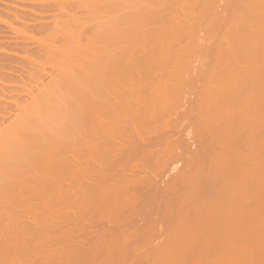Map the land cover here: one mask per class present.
I'll return each mask as SVG.
<instances>
[{"label":"rangeland","instance_id":"374dc122","mask_svg":"<svg viewBox=\"0 0 264 264\" xmlns=\"http://www.w3.org/2000/svg\"><path fill=\"white\" fill-rule=\"evenodd\" d=\"M81 1V0H79ZM78 0H0V20L2 21H8L9 24L11 25H14L12 30L10 28H8V25L5 24V23H2L0 22V48H1V51L2 53H0V57H2V60H1V63L3 64V66L5 67V71L7 73V75H9V78H7L9 81L8 82H4L3 84L0 83V97H2L0 99V146H3V144H5L4 141H7V136H10L13 134V132L15 131H18L16 133H20L22 130L23 132L26 130V128L28 127L29 130L25 131L24 134L26 133H34V135H36V131L42 129V127L40 126L39 123H41L43 121V116L44 114L42 115H39V118L37 120V122H35L36 124H34V119L31 121L35 126L38 124V130L35 129V127H33L34 125H32V128L30 127L31 125L29 123H31L29 120H31L33 117L37 116L38 114H35L33 115L34 113H39L41 114V111L40 109H43L42 108H38L40 107L39 105V102H41V104L44 102V97H41V93H43V95H45L44 93L46 91H44L45 89H48L50 90V92L53 94V96H57L56 93H53L51 90H53L54 87H52L54 84L56 85V88L58 89V84H60V82L58 83V79L61 80L60 78V75L62 76V72H60V68H61V64H59L60 62V59H63V58H58L57 56H54L53 54H56V53H59L60 54V51H56V50H60L61 47H67V44L70 45L71 43L73 44L77 42L78 43V50L77 48L75 49V52L79 53L80 51V55H85V54H89V53H86L88 50V52H90L92 50V48L94 49V47H97L100 46L101 44H104V42L106 40H104V42L102 40H99L100 41V45L95 42V46L93 47V41L95 39V37L97 38V34L98 32L96 33L95 31L98 29L100 31V26L99 28H97V25L99 24V22L101 23L103 21V19H106L107 17L106 16H109L108 15V12L105 13V9L106 8H109L108 7H104L103 3L106 2V6L109 5L107 2H109L110 0H97V2H94V3H91L92 1H87L88 3H91L94 4L96 6L99 5V1L103 2L102 4L100 3V5H103L102 6V9L101 10V6H98L100 8H96L97 9H100L98 10V17L99 18H96L95 20L92 18H94L96 15H97V12H96V8L93 10H95L96 14H94L95 12L89 7L90 4H89V8L88 10L90 11H93V12H90L87 10V4L85 3L84 4V8H82L81 5L80 8L77 4V2L79 3ZM83 1V2H85ZM96 1V0H94ZM105 1V2H104ZM114 1V0H113ZM179 1H181V4H178L180 3ZM193 1V0H191ZM218 1V2H217ZM216 2L218 4L215 3V1H211L210 0H205V3L209 2V8H212L209 10V8H205V7H208L205 6L204 4V1L203 0H198L196 2L195 0V3L197 5H195L194 1V5L192 6L191 5V2L190 0H172V3L171 0H169V4L171 5V7L169 8L168 5H164V6H161V4H159L157 6V9H156V12L158 14H161V17L164 18L165 20L162 21L161 20V17L159 15L158 18H159V22L158 24H150L148 25L147 27V35L149 38L148 40L147 39H144L146 42H142L136 46H133L131 44H124V43H121V44H124V47L118 45V47L120 46V48L116 47L115 43L113 42H108L106 41L108 44V47L104 46H100L104 52H107L108 48L111 47V44H114L112 45V47L116 48L114 50L113 48V52L112 54H118V49L120 51L125 50V48L128 50L127 52V56L126 58L124 59L125 62H127V66L125 67H122L123 70L124 68H126L125 70V73H121L120 70L118 71L115 67V65L117 63V61H111L112 63H110V66H109V63H108V66L111 68L109 69V71H118L119 73H121V75H118V72H115L114 75L112 72H109V73H112L111 75L114 76L113 77V80L117 81L116 83H114L115 81L112 80V83L110 80H108L109 83L112 84V87H116V89L114 88V90L112 89L111 87V84L109 85V87H111V90L112 91V94H110L107 90H105V92L103 91V94L107 93L106 96L103 95V94H100L99 95V98H106L107 99H103L101 98L102 102H104L102 104V106L106 105V107H108L110 111L111 109L114 110L117 114V116H115V112L112 110L110 112H108L109 114H113L111 116H104L103 118H101V123H103L102 121H104V123L106 124V126L108 128H105V124L103 123V128H99V114H98V123L96 124H93L94 127H90V129H93V130H89L91 132V135H89V132L86 133L85 132H82L84 133L83 135H81V137L83 138L84 137H87L84 138V140L79 136L75 138V141L77 144H72L69 145V147H74L72 148L73 150H71V153L70 151L67 153H65L66 150L68 149L67 148H62L63 150H60L62 151V154L64 153L65 154V157H67L65 159V157L61 154V152H59L60 154H56V156H62L64 159V161L61 159L62 162H64L62 165L64 167H66V164L68 166L69 164V161L70 164V168L73 169L71 170L70 168H68L67 170H62L63 169V166L61 167H57L56 168V164L54 166L55 171H53V173L51 172L52 170L50 169L53 168L52 165H50L49 167V170H47V168H44L46 169L48 172H44V169L41 172H38V171H34L35 173L33 174V172H27V174L22 178H20V180H18L19 178L18 177H14V176H11L12 178H14L16 180V182H18L19 184H23V181H27V185H29L31 183V187L25 185L27 188L29 187V191H27V188H25V186L22 188L19 186V190L21 188V190L19 191V193L16 194L13 193L14 192H18V188L14 190L13 188V191L10 192L9 194L11 195L10 198L13 200H8L7 203H3V205H0V253L2 251V253L0 254V264H47L46 261L48 262V264H150V262L152 264H164V261H165V264H174L173 263V259L175 261L176 264H264V202L262 200H264V117H262V114L261 116H253V114L255 115V113L257 114L258 112L253 111V114L250 112L249 108V112L252 114V116H250L251 114H249V116H246L247 114V110H245V108L242 109V107L239 105L240 103H237L236 102H233L235 101V99L232 101L233 103H236V104H232L230 103L231 101L229 99H233L232 96H228L229 94L226 95L227 92L229 91H224L226 93H223V94H219V86H220V83H221V87L223 86L224 88V85H222L223 83L225 84L226 81V77L225 79L222 78V80H220V77H219V74L221 75V72L218 74L219 71H221L222 69L223 70H229V66L227 65V62L228 60H231L230 56L232 55H235V50L237 51V49H241V47L243 48V43L246 44V40L247 38L244 40L242 39V36H246L247 37L249 36L250 39H253L254 40V44L255 45H251L252 46H255V47H260L258 49H256V54H261L264 52V47H261L260 45L258 46L259 44V41L260 39L256 38L255 39V36L258 34L259 32V35H263V34H260V31H263L264 29V24L259 22V24H256L255 22H257L258 18H256L255 22H251L248 21L247 17H248V12L252 10V6H248V10L246 12V4L245 2H242V1H246V0H240L241 3H240V9H242L243 11H241V13L244 15H241L240 13V10L239 12H237L239 14L240 17H246V21L245 22H248V23H245V22H240L239 21V18L238 19V22L237 20L234 18L236 17V14L234 16V14H232L231 12L227 11L229 10L228 9V4L226 5V3H229L228 0H223L224 2H221V0H217ZM239 1V0H237ZM253 2H255L256 4V7L255 5L253 7L257 8V5L260 6L258 7L259 9L261 8L262 4L264 3V0H263V3L261 5L257 4L259 3L260 0H252ZM252 1L249 2V0L246 1V3L249 2V4L251 3L252 4ZM262 1V0H261ZM260 1V3H261ZM48 2V3H47ZM62 2V3H61ZM117 2V0L115 1ZM202 2V3H201ZM96 3V4H95ZM110 3V7L112 5L111 1L109 2ZM200 3V4H199ZM215 3V4H214ZM220 3V4H219ZM48 4V6H47ZM60 4V5H59ZM80 4V3H79ZM118 4V3H117ZM116 4V5H117ZM204 4V5H203ZM211 4V5H210ZM243 4L244 7H243ZM250 4V5H251ZM7 5V6H6ZM23 5V6H22ZM31 5V6H30ZM73 5V6H72ZM52 6V7H51ZM168 6V7H167ZM185 6V7H184ZM188 6V7H187ZM242 6V8H241ZM74 7V8H73ZM105 9H104V8ZM116 7V6H115ZM160 7V8H159ZM191 7V8H190ZM246 7V8H245ZM113 8V6H112ZM112 8H109L108 11H109V14H113V11L116 10V9H113ZM170 10H168V9ZM227 8V10H226ZM245 8V9H243ZM254 8V9H255ZM257 8V9H258ZM2 9V10H1ZM77 9V10H76ZM136 9V8H135ZM134 9V11H135ZM172 9L175 11V13L178 15L179 19L174 18L173 19H170L171 17V13L173 12ZM215 9V10H214ZM239 9V8H238ZM7 10V11H6ZM14 10V11H13ZM85 10V11H84ZM119 10V8L117 9ZM116 10V12H117ZM122 10V9H121ZM120 10V13H122ZM133 10V9H132ZM131 10V11H132ZM203 10H204V13H203ZM208 10V11H207ZM245 10V12H244ZM263 10V8H262ZM260 11V10H257L258 12L256 13H260L264 16V11ZM107 11V10H106ZM130 11V10H129ZM130 11V12H131ZM132 11V12H134ZM168 11V12H167ZM169 11L170 14H169ZM206 11V12H205ZM216 11V12H215ZM225 11V12H224ZM254 11V10H253ZM260 11V12H259ZM32 12V13H31ZM37 12V13H36ZM162 12V13H161ZM166 12V14L164 13ZM209 12V13H208ZM227 12V13H226ZM3 13V14H2ZM95 15H93V14ZM101 13V14H100ZM105 17L102 19L101 17L104 16ZM115 13V11H114ZM119 13V12H118ZM174 13V12H173ZM174 13V15H175ZM189 13H192L189 15ZM248 13V14H247ZM255 12H252V16H254ZM73 14V15H71ZM103 14V15H102ZM209 14H211L209 16ZM237 14V15H238ZM245 14L247 16H245ZM13 15V16H12ZM81 15V16H80ZM83 15V16H82ZM90 15H93L91 18ZM176 15V16H177ZM250 15V16H251ZM259 15V14H257ZM262 15H259L260 17H262ZM23 16V17H22ZM76 16V17H75ZM88 16V18H87ZM169 16V18H168ZM196 16V17H195ZM220 16V17H219ZM230 16V17H228ZM249 16V18H250ZM17 17V18H16ZM66 17V18H65ZM80 17L81 22L84 21V26L82 28V33H81V30H78V38H80L79 40H77V35H76V27L74 28V22L75 20H78ZM87 18V20L85 21L83 18ZM97 17V16H96ZM112 17V16H110ZM207 17V19H206ZM223 17V19H222ZM231 17L236 21V23L238 25H236L235 21L232 19L231 21L228 20L231 19ZM242 17V18H243ZM255 17V16H254ZM72 18H74L73 20H71ZM77 18V19H76ZM167 18V19H166ZM172 18V17H171ZM199 18V19H198ZM225 18V19H224ZM264 18V17H263ZM30 19V20H29ZM79 19V20H80ZM100 19H102L100 21ZM107 19H110V18H107ZM206 19V20H205ZM241 19V18H240ZM253 19V18H251ZM18 20V21H17ZM56 20V21H55ZM70 20L73 22H71L72 24H70ZM168 20L169 22L173 21L172 23L174 24L176 21L177 22V25H180L181 24V27L182 25L185 26V28L183 27L182 29V32L180 33V37H179V32H177L174 28L171 29V25L168 27ZM199 20V21H198ZM242 20V19H241ZM245 20V19H244ZM64 21V22H63ZM88 21V22H87ZM162 21V23L160 22ZM182 21V22H180ZM189 21V24L194 22L193 25H189L188 22ZM191 21V22H190ZM198 21V23H197ZM243 21V20H242ZM260 21V20H259ZM263 21V20H262ZM76 22L75 21V26H76ZM185 22V23H184ZM187 22V24L189 25H185ZM230 22H233L235 24H232ZM264 22V21H263ZM68 23L70 25H73V27H70L68 25ZM83 23V22H82ZM78 24L81 26V24ZM87 23V24H85ZM184 23V24H182ZM245 23V25H244ZM64 24V25H62ZM68 25V27L65 26ZM161 24V25H160ZM176 24V23H175ZM174 24V25H175ZM207 24V25H206ZM224 24V25H223ZM255 24V25H254ZM4 25V26H3ZM29 25V26H28ZM77 25V26H78ZM96 25V26H95ZM102 25V24H101ZM153 25V26H152ZM197 25V26H196ZM201 25V26H199ZM235 25L236 29H233L232 26ZM247 25V26H246ZM249 25V26H248ZM55 26V27H54ZM78 27L81 28V27ZM163 26H166L167 28L163 27ZM195 28H193V27ZM209 26V27H208ZM215 26H216V29H215ZM24 27V28H23ZM69 27L71 28H74L75 30L72 31V34L71 33V36H74L73 39L69 38V40L71 41V43L69 42H66L68 41V37L66 38V34L63 33V30L64 28L67 29V30H64L65 32H69V35H70V29ZM173 27V26H172ZM177 27V26H176ZM180 27V26H179ZM212 27V28H211ZM228 27V28H227ZM232 29H231V28ZM234 27V28H235ZM258 27V29H257ZM263 27V29H262ZM162 28H165L164 31H162L163 29ZM178 28V27H177ZM187 28V29H186ZM192 28V29H191ZM206 30H205V29ZM248 29L249 31L246 33H243L242 30H245V29ZM20 29V30H19ZM201 29V30H200ZM227 29H229L227 31ZM231 29V30H230ZM239 31H238V30ZM246 29V30H247ZM251 29L253 30L251 32V34H255V35H249V32L251 31ZM15 30V31H14ZM180 30V28L178 29ZM187 30V31H186ZM202 32L200 33L199 32ZM203 30V31H202ZM256 30V32L254 31ZM6 31V32H5ZM12 31V32H11ZM51 31V32H50ZM76 31V32H75ZM84 31V32H83ZM149 31V33H148ZM207 31V32H206ZM217 33H216V32ZM66 32V33H67ZM101 32V31H100ZM157 32V33H155ZM165 32V33H164ZM226 32V33H225ZM243 35L241 36L240 34ZM245 32V31H244ZM254 32V33H253ZM96 34V36H93V34ZM161 33V34H160ZM187 33V34H186ZM230 33V34H229ZM257 33V34H256ZM263 33V32H262ZM80 34V35H79ZM82 34V35H81ZM94 34V35H95ZM151 34V35H150ZM154 34V35H153ZM157 34V35H156ZM159 34V35H158ZM239 34V37L241 36V40H244L243 43L240 45V46H237L239 45V43H241L237 37L235 36V38L233 37L234 35H238ZM165 35V36H164ZM167 35V36H166ZM172 35V36H171ZM200 35V36H198ZM230 35V36H229ZM64 36V37H63ZM70 36V37H71ZM92 36H93V39H92ZM202 36V37H201ZM213 36V37H212ZM244 36V37H245ZM76 37V38H75ZM146 37V36H145ZM166 37V38H165ZM243 37V38H244ZM249 37H248V42L250 43L251 40H249ZM155 38V39H154ZM158 38V39H157ZM173 38V39H172ZM176 38V39H174ZM179 38V39H178ZM204 38V39H203ZM234 38V39H233ZM7 39V40H6ZM91 39H92V42H91ZM103 39V38H102ZM195 39V40H194ZM233 40H238L237 42H239L238 44L234 45L235 42L233 43ZM10 40V41H9ZM73 40V41H72ZM77 40V41H75ZM81 40V41H80ZM154 40V41H153ZM183 40V41H182ZM194 40V41H193ZM252 40V41H253ZM259 40V41H258ZM262 40V39H261ZM62 41V42H61ZM88 41V42H87ZM95 41H97L95 39ZM97 41V42H98ZM151 41V42H150ZM168 41V42H167ZM171 41V42H170ZM220 41V42H219ZM228 41V42H227ZM264 41V39H263ZM82 42V43H81ZM87 42V43H86ZM173 42V43H172ZM181 42V43H180ZM196 42V43H195ZM247 42L248 45H250L249 43ZM2 43V44H1ZM53 43V44H52ZM76 43V44H77ZM86 43V44H85ZM90 43H92V45H90ZM146 43V44H145ZM159 43V45H158ZM172 43V44H171ZM216 43V44H215ZM231 43V44H230ZM233 43V44H232ZM258 43V44H257ZM261 43V42H260ZM11 44V45H10ZM66 44V45H65ZM71 44V46H72ZM75 44V45H76ZM109 44H110V47H109ZM152 44V45H150ZM175 44V45H174ZM186 44V45H185ZM202 44V45H201ZM229 44V45H228ZM244 44V45H245ZM264 44V43H262ZM18 45V46H17ZM51 45V46H50ZM60 45V46H59ZM74 45V46H75ZM81 45V46H80ZM84 45V47H83ZM89 45V46H88ZM97 45V46H96ZM106 45V43L104 44ZM125 45H127L128 47H126ZM146 45V46H145ZM213 45V46H212ZM235 46V47H239V48H236L233 52V47L232 46ZM247 47H251V46H248ZM44 46V47H43ZM59 46V47H58ZM70 46V47H71ZM72 46V48L74 47ZM76 46V47H77ZM86 46H88L89 48H87ZM145 46V47H144ZM155 46V47H154ZM230 46V47H229ZM246 46V45H245ZM264 46V45H263ZM5 47V48H4ZM15 47V48H14ZM68 46V49L67 51H71L72 52V48H70ZM87 48L86 50L82 51L81 52V49L82 48ZM111 47V48H112ZM163 47V48H162ZM166 47V48H165ZM221 47V48H220ZM8 48V49H7ZM75 48V47H74ZM73 48V49H74ZM81 48V49H80ZM94 51H96V49ZM107 48V50H105ZM110 48V49H111ZM135 48V49H134ZM142 48V49H141ZM147 48V49H146ZM172 48V49H171ZM177 48V49H176ZM185 48V49H184ZM217 48V49H216ZM261 48L263 49V52H261ZM66 49V48H65ZM80 49V50H79ZM140 49V50H139ZM152 49V50H151ZM160 49V50H159ZM179 49V50H178ZM213 49V50H212ZM227 49V50H226ZM250 50V48H248ZM253 49V50H255ZM46 50H48L47 54H46ZM64 51V48L61 49ZM99 48L97 49L96 52H98L96 54V52L94 51H91L92 54L94 55L95 54V57L96 56H100L99 57H96V59H94L95 61L98 62H101V53ZM123 50V51H124ZM134 50V51H133ZM154 50V52H153ZM175 50V51H174ZM185 50V51H184ZM196 50V51H195ZM242 50V49H241ZM252 50V48H251ZM251 50H250V53H251ZM6 51V53H4ZM8 51V52H7ZM35 51V52H33ZM67 51L65 50L64 52L62 53H65L64 55L65 56H68L67 54ZM118 53H117V52ZM26 52V53H25ZM54 52V53H53ZM85 52V53H84ZM100 52V53H99ZM135 52V53H134ZM142 52V54H140ZM224 52V53H223ZM230 52V53H229ZM240 55H241V52L240 51H237ZM236 52V54H238ZM243 52V51H242ZM45 53V54H44ZM69 53V57H73V54L70 55V52ZM75 53V54H76ZM82 53V54H81ZM130 53V54H129ZM134 53V54H133ZM143 53H144V56H143ZM161 53V55H160ZM194 53V54H193ZM229 53V54H228ZM253 53V51H252ZM59 54H56V55H59ZM77 54V55H79ZM140 54V55H139ZM147 54V55H146ZM212 54V55H211ZM225 54L228 56H225ZM28 55V56H27ZM62 54L59 55V57L61 56ZM76 55V57H77ZM146 55V56H145ZM179 55V56H178ZM197 55V56H196ZM218 55V56H217ZM250 55V54H249ZM264 55V54H263ZM8 56V57H7ZM48 56V57H47ZM63 56V55H62ZM61 56V57H62ZM65 56H63L65 58ZM138 56L140 57H143V58H139ZM161 56V57H160ZM164 56V58L162 57ZM237 56V55H235ZM234 56V57H235ZM254 56V54H253ZM252 56V57H253ZM258 56V55H256ZM253 57L254 59L256 58ZM262 56V55H261ZM57 57V58H55ZM68 57V58H69ZM70 57V59H71ZM133 57V58H132ZM138 57V58H137ZM151 57V58H150ZM158 57V58H157ZM177 57V58H176ZM200 57V58H199ZM242 57V55L240 56V58ZM244 57V56H243ZM251 57V56H249ZM248 57V58H249ZM260 57V56H259ZM263 57V56H262ZM26 58V59H25ZM30 59V62L27 61V59ZM34 60H33V59ZM39 58V59H38ZM49 58V59H48ZM81 57L79 56V58L77 57L76 58H72L71 60L74 61V60H79ZM134 58H137L136 60ZM194 58V59H193ZM215 58V59H214ZM223 58V59H222ZM230 58V59H229ZM239 57H237V60H238ZM246 58V59H248ZM252 58V59H253ZM264 58V57H263ZM262 58V59H263ZM15 59V61H14ZM28 59V60H29ZM59 60V62H57V60ZM133 59V60H132ZM144 59V60H143ZM150 59V60H149ZM186 59V60H185ZM261 59V58H260ZM259 59V61H260ZM141 60V61H140ZM154 60V61H153ZM172 60V61H171ZM194 60V61H193ZM206 60V61H205ZM223 60V61H222ZM242 60V59H241ZM251 60V59H250ZM258 60V59H257ZM256 60V61H257ZM264 60V59H263ZM11 61V62H10ZM45 61V62H44ZM57 63H56V62ZM64 61V59H63ZM62 61V63H63ZM70 61V60H69ZM124 61H123V64H124ZM147 61V62H146ZM162 61V62H161ZM165 61V62H164ZM199 61V62H198ZM233 61V59H232ZM231 61V64L230 66L233 64H235L236 62H232ZM240 61V60H239ZM247 60H244V62L246 63ZM256 61H251L252 63L248 65H252L254 66L253 69L256 68ZM262 61V60H261ZM260 61V62H261ZM4 62V63H3ZM29 62V63H28ZM65 62H68L67 60H65ZM83 65L85 66V68L87 69V67L89 66V63L85 60H83ZM103 61L102 60V64H103ZM115 64H114V63ZM139 64H138V63ZM158 62V63H157ZM170 62V63H169ZM177 62V63H175ZM209 62V63H208ZM212 62V63H211ZM222 62V63H221ZM243 62V60H242ZM243 62V63H244ZM255 62V63H254ZM264 62V61H263ZM61 63V62H60ZM69 63V62H68ZM88 63V64H86ZM230 63V62H229ZM233 63V64H232ZM243 63L241 62H237L235 65H238L237 67H233V71H235L234 69L235 68H238V69H241V70H237L236 74H234L232 80H229L231 84H233V80H235L236 78H238V76L236 77V75L238 74V72H241L243 73L244 70H242V68H245L243 66ZM43 64V65H42ZM100 64V63H99ZM113 66H112V65ZM130 64V65H129ZM134 64V66H133ZM155 64V65H154ZM165 64V65H164ZM178 64L180 66H178ZM243 66H242V65ZM257 64H259L257 62ZM262 64V63H261ZM31 65L33 67H31ZM67 65V63L65 64ZM63 64V66H65ZM160 65V66H159ZM168 65V67H167ZM228 69H227V67ZM60 66V67H59ZM68 66V65H67ZM70 66V65H69ZM83 66V67H84ZM115 66V67H114ZM129 66V67H128ZM145 66V67H144ZM148 66V67H147ZM154 66V67H153ZM164 66V67H163ZM174 66V67H173ZM184 66V67H183ZM242 66V68H241ZM264 66V64H263ZM108 67V68H109ZM114 67V68H113ZM218 67V68H216ZM247 67V65H246ZM258 68H260L259 66H257ZM63 68V67H62ZM121 67H118V69H120ZM121 68V71L124 72ZM131 68V69H130ZM141 68V69H140ZM190 68V69H189ZM225 68V69H224ZM249 68V67H248ZM246 68L247 70H251L250 68L248 69ZM257 68V69H258ZM145 69V70H143ZM181 69V70H180ZM213 69V71H212ZM231 69V68H230ZM63 70V69H62ZM134 70V71H133ZM159 70V71H158ZM171 70V71H170ZM176 70V71H175ZM180 70V71H179ZM187 70V71H186ZM217 70V71H216ZM245 70V72L247 71ZM113 71V72H114ZM153 71V72H152ZM36 72V73H35ZM131 72V73H130ZM181 72V73H180ZM185 72V73H184ZM208 72L211 73L210 77L211 78L209 79V81L206 79V78H209L208 76L206 75H209ZM215 72V73H214ZM250 72H256L258 73V71H250ZM9 73V74H8ZM29 73V74H28ZM145 73V74H144ZM217 73V74H216ZM225 73V72H224ZM228 72H226L227 74ZM234 73V72H232ZM239 73V74H241ZM248 73V72H246ZM262 73L264 72H259V75H261V77H259L260 79L262 78ZM21 74V75H20ZM31 74V75H30ZM54 76H53V75ZM59 74V75H58ZM91 74V73H90ZM141 74V75H140ZM182 74V75H181ZM194 74V75H193ZM222 74H223V71H222ZM225 74V75H226ZM231 74V73H230ZM245 74V73H244ZM249 74V73H248ZM255 74V73H254ZM42 75V76H41ZM110 75V76H111ZM218 76V78L216 76ZM224 75V76H225ZM243 75V74H242ZM257 75V78L258 76ZM109 76V77H110ZM117 76V77H116ZM121 76V77H120ZM123 76V77H122ZM164 76V77H163ZM186 76V77H185ZM206 76V78H205ZM229 76V75H228ZM245 76V75H243ZM242 76V77H243ZM41 77V78H40ZM63 77V76H62ZM185 77V78H184ZM223 77V76H222ZM236 77V78H235ZM241 77V78H242ZM249 78L250 79V82H251V78H252V75L251 77L248 75L246 76V78ZM256 77V75H255ZM55 78V79H54ZM115 78V79H114ZM131 78V79H130ZM181 78V79H180ZM228 78V77H227ZM230 78V76H229ZM244 78V77H243ZM12 79V80H11ZM53 79V80H52ZM111 79V78H109ZM144 79V80H143ZM203 79L205 81V83L207 84L208 83V87L204 86L202 88V85H203ZM206 79V80H205ZM249 79H247L246 81H249ZM259 79V81L257 82H260L261 80ZM264 79V77L262 78V80ZM51 80V81H50ZM106 80V79H105ZM126 80V81H125ZM147 80V81H146ZM170 80V81H169ZM211 82L214 80L215 82H213L210 86L209 82ZM240 80V79H239ZM238 80V81H239ZM256 80V78L254 79ZM253 80V81H254ZM13 81V82H12ZM107 81V80H106ZM105 81V82H106ZM119 81V82H118ZM144 81V83H143ZM203 81V82H202ZM208 81V82H207ZM221 81V82H220ZM228 81V82H229ZM242 80H240L241 82ZM245 81V79L243 80ZM244 82L243 84L241 83V86H238V88L240 87V92L238 91V96H244L246 97V91H252V88L250 87L248 89V82ZM11 82V83H10ZM62 82V80H61ZM107 82V84H109ZM135 82V83H134ZM146 82V84H145ZM180 82V83H179ZM182 82V83H181ZM210 82V83H211ZM264 82V81H263ZM263 82L261 81L262 85ZM113 83L115 85H113ZM128 83V85H127ZM106 84V85H107ZM117 84V85H116ZM142 84V85H141ZM148 84V85H147ZM240 83H237V85H239ZM48 87H46V86ZM54 85V86H55ZM123 85V86H122ZM227 87L228 83L225 84ZM52 87V88H49V87ZM120 86V87H118ZM153 86V87H152ZM172 86V87H171ZM210 86V88H209ZM246 88H245V87ZM259 86V85H258ZM261 86V84H260ZM2 87V88H1ZM123 87V88H122ZM140 87V88H139ZM144 87V88H143ZM148 87V88H147ZM152 89H151V88ZM215 87V88H214ZM230 87V86H229ZM263 87V86H262ZM54 88V89H56ZM208 88L206 91L205 89ZM214 90H213V89ZM231 88V87H230ZM230 88L227 90H230ZM237 88V89H238ZM258 88V87H257ZM256 88V89H257ZM141 89V90H140ZM161 89V90H160ZM216 89V90H215ZM218 89V90H217ZM247 89V90H245ZM259 89L261 90V87L258 88V91ZM263 89V88H262ZM47 90V92H48ZM110 90V91H111ZM127 90V91H126ZM140 90V91H139ZM144 90V91H143ZM222 90H226V89H222ZM221 90V91H222ZM39 91V92H38ZM59 91V90H58ZM116 93H115V92ZM136 91V92H135ZM148 91V92H147ZM152 91V92H151ZM179 91V92H178ZM217 91V92H216ZM257 91V90H256ZM255 91V92H256ZM257 91V93H258ZM264 91V90H262ZM46 92L47 94V97H51L50 96V92L49 94ZM133 92V94H132ZM163 92H165L163 94ZM168 92V93H167ZM172 92V93H171ZM4 95H3V94ZM124 93V94H123ZM135 93V94H134ZM147 93V94H146ZM158 93V94H157ZM223 96V98L225 100H228L229 103L228 105L229 106H232V108H234L237 111V107L238 105L240 106V108L238 109L239 111H242V115L241 113L238 115H241L243 116V118H241V116H239L240 118L236 120L232 117L234 116V114L236 112H234L233 114V111L232 112V115H230L235 122H233V119L231 118L230 119H227L228 117V113H230V111L228 109L230 108H227L226 107L224 108V105L227 104L224 103V101H222V111L219 112L217 110H219L220 106H221V97H217L215 98V96H217V94ZM242 93H245L244 95ZM249 93V92H247ZM253 93V94H252ZM252 93H249L248 95L252 94L254 95L253 98L251 97L250 95V98L254 99L255 96H257L254 92ZM260 93V92H259ZM263 93L262 96L264 95V92H261ZM260 93V94H261ZM110 94V95H109ZM127 94V95H126ZM143 94V96H142ZM149 94V95H148ZM156 94V96H155ZM168 94V95H167ZM174 94V95H173ZM180 94V95H178ZM201 94V95H200ZM231 94V93H230ZM259 94V96H260ZM109 95V98L108 96ZM130 95V96H129ZM173 95V96H172ZM185 95V96H184ZM199 95L201 97H199ZM232 95V94H231ZM40 96V97H39ZM52 96V99L54 98ZM119 96V97H118ZM155 96V97H153ZM170 96V97H168ZM175 96V97H174ZM241 96V98L243 99V97ZM258 96V99H260V97ZM135 97V98H133ZM158 97V98H157ZM179 97V98H178ZM249 97V96H248ZM247 97V98H248ZM44 98V99H43ZM125 98V99H124ZM138 98V99H137ZM142 98V99H141ZM154 98V99H153ZM167 98V99H166ZM174 100H173V99ZM176 98V100H175ZM201 98V99H200ZM220 98V99H219ZM40 99V101L38 100ZM50 99V98H48ZM47 99V100H48ZM56 99V98H55ZM124 99V101H122ZM146 99V100H145ZM156 99V100H155ZM172 99V100H171ZM219 99V100H218ZM238 99V98H237ZM241 101L242 102H245L247 101L249 104L252 105V103H255V101L251 102L248 100V99H243ZM255 99L257 100V97H255ZM254 99V100H255ZM99 100V99H98ZM105 100L107 102L108 100V104L110 106L107 105V103H105ZM121 100V101H119ZM133 100V101H132ZM137 100V101H136ZM154 100V102H153ZM200 100V101H199ZM207 100V101H206ZM217 100V101H216ZM240 100V99H239ZM264 102V99H260ZM37 101V105L35 103V107L38 106V112H36L34 110V107H33V104L34 102ZM50 101L51 99L48 101V104H50ZM54 101V100H53ZM114 101V102H113ZM239 101V102H241ZM45 102H47L45 100ZM56 102V101H54ZM54 102H51V104H54ZM98 102V101H97ZM111 102V103H110ZM138 102V103H137ZM141 104H140V103ZM157 102V104H156ZM217 102V103H216ZM241 102V103H242ZM247 102L243 103L242 105H248L246 104ZM57 103V102H56ZM55 103V104H56ZM114 103V105H113ZM129 103V104H128ZM172 103V104H171ZM192 103V104H191ZM196 103V104H195ZM210 103V104H209ZM212 103V104H211ZM258 103V102H257ZM256 103V104H257ZM30 104V105H29ZM32 104V105H31ZM120 104V105H119ZM131 104V105H130ZM144 104V105H143ZM207 104V105H205ZM215 104V105H214ZM254 104V105H256ZM260 104V103H259ZM264 104V103H263ZM262 102L261 104L259 105L260 107L263 106ZM117 105L118 108L117 110H115L114 106ZM129 105V106H128ZM149 105V106H148ZM154 105V106H153ZM175 105V106H174ZM194 105H196L195 107H193ZM250 105V106H251ZM253 105V106H254ZM7 106V107H6ZM42 106V105H41ZM113 106V108H112ZM124 106V107H123ZM126 106V107H125ZM128 106V107H127ZM136 108H135V107ZM141 106V107H139ZM165 106V107H164ZM227 106V107H229ZM238 106V107H239ZM258 106V107H259ZM29 107V108H28ZM49 107H54L53 106H50ZM106 107H105V111H106ZM138 107V108H137ZM191 107V108H190ZM208 107V108H207ZM246 107H249V106H246ZM257 108L258 109H261V108ZM37 108H35L37 110ZM183 108V109H182ZM198 108V109H197ZM206 108V109H205ZM214 108H217L216 110H213ZM225 110H224V109ZM252 107H250L251 109ZM256 107L254 106V109ZM27 109V110H26ZM49 109V108H48ZM47 109V105H46V111H48ZM52 109V108H51ZM50 109V111H51ZM145 109V110H144ZM191 109V110H190ZM204 109V110H202ZM247 109V108H246ZM32 110V111H31ZM125 110V111H124ZM142 110V111H141ZM148 110V111H147ZM190 110V111H189ZM227 110V111H226ZM253 110V109H251ZM26 111H29V114L30 115L31 113V116L33 117H30L28 116L26 113H24ZM45 111V109H44ZM43 111V112H44ZM138 111V113L136 112ZM152 113H151V112ZM160 111V112H159ZM162 111V112H161ZM189 111V112H188ZM213 111H217L219 113H221L219 116V118H216V121L213 119L215 118V114ZM229 111V112H228ZM244 111V112H243ZM259 111V110H258ZM263 111H264V106H263ZM42 112V113H43ZM99 112H102V107L99 109L98 113ZM104 112V110H103ZM102 112V113H103ZM143 112V113H142ZM155 112V113H154ZM169 112V113H168ZM196 112V113H195ZM203 112V113H202ZM205 112V113H204ZM212 113V119H211V113ZM246 112V113H245ZM260 112V111H259ZM101 113V114H102ZM131 113V114H130ZM167 113V114H166ZM186 113V114H184ZM208 113V114H207ZM219 113L216 115L218 116ZM225 113V114H224ZM243 113H245L243 115ZM105 114V113H104ZM128 114V115H127ZM146 114V115H145ZM152 114V115H151ZM207 114V115H205ZM228 114V115H227ZM231 114V113H230ZM247 114V115H248ZM24 115V116H23ZM125 115V116H124ZM137 115V116H135ZM156 115V116H155ZM163 115V116H162ZM188 115V116H187ZM202 115V116H201ZM223 115V116H222ZM26 116V117H25ZM103 116V114L101 115ZM135 118H134V117ZM160 116V117H159ZM190 116V118H189ZM195 116V117H194ZM200 116V117H199ZM205 116H207L208 118H205ZM236 116V114H235ZM18 117V118H17ZM23 117V118H22ZM30 117V118H29ZM113 117V118H112ZM119 117V118H117ZM127 117V118H126ZM153 117V118H152ZM157 117V118H156ZM162 117V118H161ZM181 117V118H180ZM38 118V116L36 117V119ZM143 120H141V119ZM156 118V119H155ZM167 118V119H166ZM174 118V119H173ZM194 118V119H193ZM199 118V119H198ZM21 119V121H20ZM23 119V120H22ZM104 119V120H103ZM109 119V120H108ZM112 119V120H111ZM118 120V122L116 120ZM161 119V120H160ZM176 119V120H175ZM180 119V120H179ZM198 119V120H197ZM225 119V120H224ZM256 119V120H255ZM25 120L26 123L29 121L28 124L25 123ZM41 120V122H40ZM106 120V121H105ZM127 120V121H126ZM132 120V121H131ZM174 120V121H173ZM187 120V121H186ZM200 120V121H199ZM208 120V121H207ZM220 120V122H219ZM223 120V121H222ZM227 120V121H226ZM230 122H229V121ZM239 120V121H238ZM244 120V121H243ZM247 122H246V121ZM252 122H249L248 124V121ZM24 121V122H23ZM120 121V122H119ZM126 121V122H125ZM137 123H136V122ZM140 121V122H139ZM145 121V122H144ZM158 121V122H157ZM183 121V122H182ZM185 121V122H184ZM211 121V122H210ZM222 121V122H221ZM256 121V122H254ZM261 121V122H260ZM20 122V123H19ZM22 122V123H21ZM97 122V121H95ZM129 122V123H128ZM155 122V123H154ZM163 127L161 124H163ZM177 122V123H176ZM191 122V123H190ZM199 122V123H198ZM208 122V123H207ZM212 122H214L213 124H211ZM217 122V123H215ZM225 122H226V125H225ZM240 122V123H239ZM243 122V123H242ZM12 123V124H11ZM18 125H16V124ZM100 123V124H101ZM108 123V125H107ZM115 126H114V124ZM118 123V125H117ZM124 123V124H123ZM142 125H141V124ZM145 123V124H144ZM183 123V124H182ZM190 123V125H188ZM231 123V125H230ZM233 123V124H232ZM239 123V124H238ZM123 124V125H122ZM139 124V125H138ZM168 124V125H167ZM171 124V125H170ZM260 126H259V125ZM17 126V129L15 130V126ZM30 125V126H29ZM205 125V126H204ZM213 125V126H212ZM216 125V127H215ZM225 125V126H224ZM236 129H235V127ZM26 126V127H25ZM97 126V127H96ZM119 126V127H118ZM123 126V127H122ZM129 126V128H128ZM133 126V127H131ZM171 126V128H170ZM204 126V127H203ZM209 128H208V127ZM241 126V128H240ZM246 126V127H245ZM11 127V128H10ZM13 127L14 128V131H13ZM23 127H25L24 129H22ZM168 127V128H167ZM177 127V128H176ZM200 127V128H199ZM239 127V129H238ZM245 127V128H244ZM254 127H259V128H254ZM3 128V129H2ZM27 128V129H28ZM110 128V130H109ZM117 128V129H115ZM136 129V130H132V129ZM143 128V129H142ZM154 128V129H153ZM187 128V129H186ZM207 128V129H206ZM250 131H249V129ZM254 128V129H253ZM7 129V130H6ZM22 129V130H21ZM32 129V130H30ZM35 131H34V130ZM96 129H100V131L96 132V133H92V131H97ZM104 129V130H103ZM123 129V130H122ZM128 129V130H126ZM151 129V130H150ZM166 129V130H165ZM168 129L170 131H168ZM175 129V130H174ZM183 129V130H182ZM198 129V130H197ZM248 129V130H247ZM4 130V131H3ZM21 130V131H20ZM146 130V132H145ZM150 130V131H149ZM159 130V131H158ZM163 130V131H161ZM205 130V131H204ZM209 130V131H208ZM223 130V131H222ZM243 130V131H242ZM260 130V131H259ZM20 131V132H19ZM30 131V132H29ZM102 131V132H101ZM141 131V132H140ZM156 131V132H155ZM172 131V132H171ZM222 131V133H221ZM245 131V133H244ZM258 131V132H257ZM11 132V133H10ZM22 132V133H23ZM100 132V133H99ZM105 132V133H104ZM108 132V133H107ZM112 132V134H111ZM134 132V133H133ZM169 132L171 134H169ZM209 132V133H208ZM229 134H227V133ZM239 132H240V135H239ZM254 132V135H252ZM15 133V134H16ZM41 134V132H39ZM37 132V135L36 137L38 138V134ZM138 133V134H137ZM157 134V135H154V134ZM161 135H160V134ZM163 133V134H162ZM224 133V134H223ZM242 133V134H241ZM249 135H248V134ZM252 133V134H251ZM23 134V136H24ZM102 136H100V135ZM122 134V135H121ZM124 134V135H123ZM128 134L129 137L127 136ZM137 134V135H136ZM144 134V135H143ZM151 134V135H150ZM169 134V135H168ZM192 134V135H191ZM238 134V135H237ZM259 134V135H258ZM7 135V136H6ZM30 135V136H29ZM28 136H26L25 139H27V137H33L34 135L32 134H29ZM86 135V136H85ZM95 135V136H94ZM97 135V137H96ZM106 135V136H104ZM140 135V136H139ZM149 135V136H148ZM194 135V136H193ZM212 135V137H211ZM226 135V137H225ZM233 135V136H232ZM246 135L249 136L248 138H246ZM252 135V136H251ZM261 135V136H260ZM14 134L10 137H8V140L9 138L13 137ZM15 136H19V135H15ZM112 136H113V139H112ZM117 136V137H116ZM121 138H120V137ZM171 136V137H170ZM215 136V137H214ZM218 136V137H216ZM222 136V137H221ZM224 136V138H223ZM240 136V138H239ZM245 136V137H244ZM6 137V138H5ZM16 137V138H17ZM21 137H22V134H21ZM31 137V138H32ZM35 136L32 138V141L36 140ZM105 137V138H104ZM126 137V139H125ZM139 137V138H137ZM170 137V138H169ZM199 137V138H198ZM206 139H205V138ZM214 137V139H213ZM232 137V139H231ZM252 137V138H251ZM263 137V138H262ZM20 138V136H19ZM18 140V142L14 141L15 145L17 143L18 147L20 145H23L21 144L20 142L23 140V137L21 140ZM91 138V139H90ZM103 138V139H102ZM124 138V139H123ZM129 138V139H128ZM152 138V139H151ZM220 138V140H219ZM227 138V139H226ZM238 138V140H237ZM252 140H251V139ZM255 138L257 141H255ZM6 139V140H5ZM29 139V138H28ZM34 139V140H33ZM78 139V140H76ZM82 139V140H81ZM97 139V140H96ZM118 139V140H117ZM128 139V140H127ZM140 139V140H139ZM144 139V140H143ZM157 139V140H156ZM183 139V140H182ZM201 141H200V140ZM216 139V140H215ZM222 139L223 142H222ZM235 139V140H234ZM13 140V139H12ZM14 140H15V137H14ZM30 140V139H29ZM86 140V141H85ZM91 140V143L90 141ZM93 140V141H92ZM100 140V141H99ZM113 140V141H112ZM121 140V141H120ZM179 140V141H178ZM196 140V141H195ZM219 140V142H218ZM237 140V142H236ZM3 141V142H2ZM37 141V140H36ZM36 141H34V144H33V149H37L36 146L37 144L35 143ZM75 141H73L72 143H75ZM111 141V142H110ZM155 143H154V142ZM165 141V142H164ZM184 141V142H183ZM203 141V142H202ZM209 141V142H208ZM229 141V142H228ZM234 141V142H233ZM249 141V142H248ZM262 141V142H261ZM8 144L10 146H12V142H11V139L9 141H7ZM5 144L6 148L8 149L9 153L8 155L10 154V152H14V151H10L11 147H9V145ZM25 142H27L25 140ZM29 142V141H28ZM104 142V143H103ZM108 142V143H106ZM122 144H120V143ZM126 142V143H125ZM205 142V143H204ZM211 142H214L212 144H209ZM233 142V143H232ZM248 142V143H246ZM20 143V144H19ZM24 143V142H23ZM30 143H31V140H30ZM29 143V144H30ZM84 143V144H83ZM102 143L104 146H102ZM112 143V144H111ZM132 143V144H130ZM147 143V144H146ZM216 143V144H215ZM253 143V144H251ZM28 143H26L27 145ZM36 144V145H35ZM87 144V145H86ZM92 144V145H90ZM107 144V147L106 145ZM110 144V145H109ZM143 144V145H142ZM178 144V145H177ZM205 144V146H204ZM209 144V145H208ZM221 144V146H219ZM241 144V145H240ZM258 144V145H257ZM262 144V145H261ZM15 145H13L14 147H16ZM25 145V144H24ZM25 145V148H27V146ZM35 145V146H34ZM75 145V146H74ZM84 145V146H83ZM126 147H125V146ZM141 145V147H140ZM146 145V146H145ZM149 145V146H148ZM158 145V147H157ZM161 145V146H160ZM166 145V146H165ZM172 145V146H171ZM174 145V146H173ZM188 145V146H187ZM191 145V146H190ZM203 145V146H202ZM218 147H217V146ZM224 145V146H223ZM228 145V146H227ZM230 145V146H229ZM234 145V146H233ZM238 145V147H237ZM257 145V146H256ZM260 145V146H259ZM4 146V147H5ZM113 146V147H112ZM124 146V148H123ZM130 146V147H129ZM139 146V147H138ZM154 146V147H153ZM164 146V147H163ZM169 146V147H168ZM212 146V147H211ZM215 146V147H214ZM0 148L3 150V148ZM22 147V149H21ZM24 146H20L19 148L17 149H21L20 151L22 152L24 149H23ZM38 147V146H37ZM70 147V148H71ZM78 149H77V148ZM95 147V148H93ZM100 147H103V148H100ZM136 147V148H135ZM162 147V148H161ZM201 149H200V148ZM228 147H231L228 149ZM236 147V148H235ZM249 147V148H248ZM254 150H253V148ZM16 148H13L15 149V154H19L21 153L20 151L16 150ZM84 148V150H83ZM113 148V149H112ZM156 148V149H155ZM169 148V150H168ZM189 148V149H187ZM197 148V149H196ZM210 148V149H209ZM221 148V149H220ZM226 148V149H224ZM262 148V149H261ZM10 149V150H9ZM76 149V150H75ZM88 149V150H87ZM92 149V150H91ZM95 149V150H94ZM99 149V150H98ZM107 149V150H106ZM131 149V150H130ZM141 149V150H140ZM149 149V150H148ZM152 149V150H151ZM177 149V150H176ZM208 149V150H207ZM212 149L215 150V152L211 151ZM218 149V150H217ZM246 149V150H245ZM249 149V151H248ZM6 151V149H4ZM3 150V151H4ZM36 150V151H37ZM65 150V151H64ZM117 150V151H116ZM120 150V151H119ZM129 150V151H128ZM148 150V151H147ZM187 150V151H185ZM202 150V152H201ZM220 150V151H219ZM237 150V152H236ZM5 151L4 153H1V154H5ZM7 151V152H8ZM34 151V150H33ZM34 151L35 153L34 154H39L40 151ZM90 151V153H89ZM96 151V153H95ZM99 151V152H98ZM117 153H116V152ZM125 151V152H124ZM137 151V152H136ZM140 151V152H138ZM161 151V152H160ZM217 151V152H216ZM226 151V152H225ZM241 151V152H240ZM257 151V152H256ZM2 152V151H0ZM73 152V153H72ZM79 152V153H78ZM145 152V153H144ZM190 152V153H189ZM193 152V153H192ZM209 152V153H208ZM220 154H219V153ZM240 152V153H239ZM244 152V154H242ZM254 152V153H253ZM77 153V155H76ZM114 153V154H113ZM126 153V154H125ZM174 153V154H173ZM196 153V155H195ZM204 153V154H203ZM207 153V154H206ZM212 153V154H211ZM224 153V154H223ZM232 153V154H230ZM11 154V156H12ZM97 154V155H96ZM134 154V155H133ZM138 154V155H137ZM163 154V155H162ZM203 154V155H202ZM215 154H219L218 156H216ZM246 154V155H245ZM252 154L254 155V158L250 159L251 157L249 156H252ZM260 154V155H259ZM5 156V157H11V156ZM72 155V157H71ZM83 155V156H82ZM92 155H95V156H92ZM125 155V156H124ZM127 155V156H126ZM132 155V156H131ZM153 155V156H152ZM158 155V156H157ZM165 155V156H164ZM178 155V156H177ZM211 157L209 158L208 157ZM226 155V157H225ZM1 156V155H0ZM14 156H12L10 159L9 158H5L4 156H1L0 159H4L3 161L0 160V162H6V163H9L7 162V159L9 161H13L16 159V157L14 158ZM19 156V155H18ZM17 156V157H18ZM59 156V158H60ZM79 158V159H77ZM81 156V157H80ZM90 156V157H89ZM111 158H109V157ZM122 156V157H121ZM163 156V157H162ZM195 156V157H194ZM198 156V157H197ZM229 156V157H228ZM240 156V157H239ZM246 156V158L244 157ZM248 156V157H247ZM261 156V157H260ZM55 157V156H54ZM92 157V158H91ZM100 157V158H99ZM104 157V158H103ZM116 157V158H114ZM132 157V159H131ZM142 157V158H141ZM154 157V158H153ZM174 157V158H173ZM220 158L222 157L221 159H216V158ZM225 157V158H224ZM233 157V158H232ZM238 157V158H237ZM253 157V156H252ZM91 158V159H90ZM125 158L126 161H125ZM147 158V159H146ZM157 158V159H156ZM172 158V159H171ZM177 158V159H176ZM180 158V159H179ZM199 158V159H198ZM215 158V159H214ZM224 158V160H223ZM233 160V164H232V160ZM242 158V159H241ZM245 158V161L243 160ZM87 159V160H86ZM90 159V161H88ZM123 159V161H122ZM166 159V160H164ZM170 159V160H169ZM195 159V160H194ZM203 159V160H202ZM209 159V162L207 161ZM263 159V160H262ZM60 160V159H59ZM77 160V162H76ZM143 160V161H142ZM157 160V161H156ZM183 160V161H182ZM189 164H188V162ZM202 160V162H201ZM212 160V161H210ZM218 161V165H217V161ZM223 160V161H222ZM231 160V161H230ZM237 160V161H236ZM66 161V162H65ZM68 161V162H67ZM84 161V162H83ZM92 161V162H91ZM112 161V162H111ZM114 161V163H113ZM128 161V162H127ZM132 161V162H131ZM156 161V162H155ZM163 161V162H162ZM170 161V162H169ZM199 161V162H198ZM204 161V162H203ZM206 161V162H205ZM216 161V162H215ZM237 163H236V162ZM255 163H254V162ZM4 162V163H5ZM80 162V163H79ZM83 162V163H82ZM89 164L87 165L86 164ZM95 162V163H94ZM101 162V163H98ZM104 162V163H103ZM116 162V163H115ZM131 162V163H130ZM141 162V163H140ZM147 162V163H146ZM161 162V163H160ZM168 162V163H167ZM174 162V163H173ZM182 162V163H181ZM185 162V164H184ZM201 162V164H200ZM208 162V163H207ZM214 162L216 164H214ZM253 162V163H252ZM261 162V163H260ZM0 163V165H3ZM5 163V164H6ZM60 163V161H59ZM59 163H57L59 166ZM85 163V165H84ZM110 163V164H109ZM112 163V164H111ZM121 163V165L119 164ZM123 163V164H122ZM155 163V164H154ZM164 163H167V164H164ZM194 164V166L192 164ZM198 163V164H197ZM205 163V164H204ZM230 163V164H229ZM246 163V164H245ZM249 163V164H248ZM13 164V163H12ZM75 164V165H74ZM78 164V165H77ZM108 164V165H107ZM114 164V165H113ZM126 164V165H125ZM136 164V165H135ZM144 164V165H143ZM251 164V166H249ZM254 164V165H253ZM256 164V165H255ZM97 165V166H96ZM132 165H133V168H132ZM135 165V166H134ZM162 165V166H160ZM192 165V166H191ZM209 165V166H208ZM216 167H215V166ZM233 165V166H231ZM253 165V166H252ZM95 166V167H93ZM102 166V167H100ZM125 166V167H124ZM185 168H183V167ZM200 166V167H199ZM203 166V167H202ZM220 166V168L218 167ZM224 166L226 167V169H229L232 167L234 169H230L231 171H233V173L235 172V168H238L240 166V169H237L235 174V176L233 177H236V178H233V177H230L229 175H231L229 173L228 175V171H224ZM228 166V167H227ZM236 166V167H235ZM256 167V170H255V167ZM69 167V166H68ZM82 167V168H81ZM84 167V168H83ZM88 167V168H86ZM97 167V168H96ZM115 167V168H114ZM168 167V168H167ZM188 167V168H187ZM191 167V168H190ZM199 167V168H198ZM208 167V168H207ZM222 167V168H221ZM249 167V168H248ZM254 167V168H253ZM261 167V168H260ZM53 168V169H54ZM62 168V169H61ZM67 168V167H66ZM79 168V169H78ZM93 168V170H92ZM100 168V169H99ZM103 168V169H102ZM118 168V170H117ZM131 168V169H130ZM176 168V169H175ZM242 168V169H241ZM246 168H247V171H246ZM60 169V171H59ZM82 169V170H81ZM89 169V170H88ZM113 169V170H112ZM151 169V170H150ZM180 169V170H179ZM189 170V171H185V170ZM202 170V172L200 170ZM210 169V170H208ZM216 169V170H215ZM220 169V172L219 170ZM249 169V170H248ZM259 169V170H257ZM103 170V171H102ZM121 170V171H119ZM125 172H124V171ZM128 170V171H127ZM132 170V171H131ZM145 170V171H144ZM194 170V171H193ZM212 170V171H211ZM218 170V171H217ZM222 170H223V174H222ZM239 170V171H238ZM242 170V171H241ZM254 170V171H252ZM41 171V170H40ZM62 171V172H61ZM65 171V172H64ZM73 171V172H72ZM77 171V172H76ZM81 171V172H80ZM102 171V172H101ZM108 171V172H107ZM114 171V172H113ZM131 171V172H130ZM142 171V172H141ZM154 171V172H153ZM195 173H193V172ZM238 171V172H237ZM251 171V173H250ZM263 171V172H262ZM60 172V173H59ZM68 172V173H67ZM69 172H70V175H69ZM76 172V173H75ZM81 174H80V173ZM89 172V173H88ZM101 172V174L99 173ZM134 172V173H133ZM184 172V173H183ZM192 172V173H191ZM199 172V173H198ZM225 172H227V175L226 176H229L230 180L228 181V178L225 176ZM262 175H261V173ZM32 173V174H31ZM41 173V174H39ZM49 173V174H47ZM51 173V175H50ZM59 173V174H58ZM62 173V174H61ZM110 173V174H109ZM132 173V174H131ZM156 173V174H155ZM168 173V174H167ZM197 173V175H196ZM206 173V174H205ZM37 174V175H35ZM46 174V175H45ZM65 174V175H64ZM67 174V175H66ZM92 174V176H91ZM95 174V175H94ZM114 177H112V175ZM118 174V175H117ZM134 174V175H133ZM188 174V175H187ZM192 174V175H191ZM201 174V175H199ZM212 174V175H210ZM219 174V176H218ZM222 174V176L224 175V177H220ZM241 174V175H240ZM9 175V173H6L5 177H7ZM73 175V176H72ZM89 175V176H88ZM137 175V176H136ZM157 175V176H156ZM178 175V176H177ZM184 175V177H183ZM199 175V176H198ZM234 175V174H233ZM62 176V177H61ZM77 176V177H76ZM101 176V177H100ZM109 176V177H108ZM151 176V177H150ZM162 176V177H161ZM164 176V177H163ZM168 176V177H167ZM196 176V177H195ZM205 176V177H204ZM232 176V175H231ZM239 176V177H238ZM258 176L260 178H258ZM9 177V176H8ZM38 177V178H37ZM42 177V178H41ZM53 177V178H52ZM56 177V178H55ZM72 177H74L72 179ZM96 177V178H94ZM102 177H105V178H102ZM107 177V178H106ZM119 177V178H118ZM131 177V179H130ZM139 179H138V178ZM159 177V178H158ZM198 177V178H197ZM205 179H204V178ZM215 177H216V180H215ZM242 179H241V178ZM63 178V180H62ZM75 178H78L75 180ZM102 178V179H101ZM123 178H127L126 180L123 179ZM169 178V179H168ZM188 178V180H187ZM207 178V179H206ZM211 178V180H210ZM221 178V180H220ZM223 178V180H222ZM233 178V179H232ZM10 178H7V182L10 183ZM33 179V180H32ZM39 179H40V182H39ZM46 179V180H44ZM66 179V180H65ZM69 179V180H68ZM82 179V180H80ZM84 179V180H83ZM99 179V180H98ZM120 179V181H119ZM122 179V180H121ZM141 179V180H140ZM179 179V180H178ZM191 179V180H190ZM194 181H193V180ZM198 179V180H197ZM202 179V180H201ZM204 179V180H203ZM227 179V185L226 183L224 182L225 180ZM237 179V183L235 185V182L234 181H231V180H235L236 181ZM246 179V180H244ZM13 180V179H12ZM11 180V181H12ZM52 180V181H51ZM63 182H62V181ZM74 180V181H73ZM103 180V181H102ZM111 180V181H110ZM125 180V181H124ZM129 180V181H128ZM134 180H137V181H134ZM184 180V183H182ZM210 180V181H209ZM241 180H244V181H241ZM31 181V182H30ZM46 181V182H45ZM66 185H65V183ZM80 181V182H79ZM83 181V182H82ZM95 181V182H93ZM98 181V182H96ZM109 181V182H108ZM173 181V182H172ZM176 181V182H175ZM178 181V182H177ZM200 181V182H199ZM205 181V182H204ZM212 181V183H211ZM239 181V182H238ZM30 182V183H29ZM33 182V183H32ZM53 184H52V183ZM79 182V183H78ZM88 184H87V183ZM106 182V183H105ZM123 182V183H122ZM126 182V183H125ZM136 182V183H135ZM147 184H146V183ZM150 182V183H149ZM153 182V183H152ZM196 182V183H195ZM202 182V183H201ZM208 182V183H207ZM217 182V183H216ZM223 182V183H221ZM229 182V183H228ZM231 182L233 183L234 182V185L232 184L231 186ZM243 182V183H242ZM26 183V182H25ZM43 183V184H42ZM64 183V184H63ZM97 183V184H96ZM135 183V184H134ZM177 183V184H176ZM180 183V184H179ZM241 183V184H240ZM249 183V184H248ZM258 185H257V184ZM37 184V185H36ZM56 184V185H55ZM63 184V185H61ZM86 184V185H85ZM91 184V185H90ZM117 184V185H116ZM128 184V185H127ZM156 184H158L156 186ZM161 184V185H160ZM170 184V185H169ZM186 184V185H185ZM187 184L189 186H187ZM222 186H221V185ZM225 184V185H224ZM244 184V187L243 185ZM254 184V185H253ZM41 185V186H40ZM43 185V186H42ZM46 185V186H45ZM51 185H54V186H51ZM78 185V186H77ZM93 185V186H92ZM98 185V186H97ZM125 185V186H124ZM133 185V186H132ZM150 185V186H149ZM196 185V186H195ZM200 185V186H199ZM203 185V186H201ZM218 187H217V186ZM239 185V186H238ZM252 185V186H251ZM22 186V185H21ZM40 186V187H39ZM75 186V187H74ZM83 186V187H82ZM101 186V187H100ZM104 186V187H103ZM115 186V187H114ZM120 186V187H119ZM123 186V187H122ZM138 186V187H136ZM149 186V187H148ZM152 186V187H151ZM155 186V187H154ZM176 186V187H174ZM180 186V187H179ZM206 186V187H205ZM208 186V187H207ZM216 186V187H215ZM221 186V187H220ZM249 186V187H248ZM35 190H34V188ZM53 187V188H52ZM58 187V188H57ZM106 187V188H105ZM112 187V188H111ZM136 187V188H135ZM146 187V188H145ZM193 187V188H192ZM203 187V188H202ZM225 188V189H222V188ZM242 187V189H241ZM248 187V188H247ZM251 187V189H250ZM42 188V189H40ZM49 188V189H47ZM83 188V189H82ZM90 188V189H88ZM98 188V189H97ZM100 188H101V192H100ZM148 188V189H147ZM164 188V189H163ZM167 188V189H166ZM183 188V189H182ZM187 188V190H186ZM195 188V190H194ZM210 188V189H209ZM216 188V189H215ZM244 188V189H243ZM254 188V189H253ZM261 188V189H260ZM263 188V189H262ZM32 189V190H31ZM53 189V190H52ZM57 189V190H55ZM64 189V190H63ZM67 191H66V190ZM82 189V190H81ZM117 189V190H116ZM137 189V190H136ZM157 189V191H156ZM161 189V190H160ZM234 189L238 192L236 194V191H234ZM249 189V190H248ZM12 190V189H11ZM52 190V191H51ZM85 190V191H84ZM97 190V191H96ZM99 190V191H98ZM110 190V191H108ZM112 190V191H111ZM123 190V191H122ZM131 190V191H129ZM150 190V191H149ZM203 190V192H201ZM221 190H222V194L221 193ZM231 190V191H230ZM240 190V191H239ZM242 190L243 193H242ZM260 190V191H259ZM10 191V189H9ZM32 191V192H30ZM60 191V193H59ZM62 191V192H61ZM74 191V192H73ZM80 191V192H78ZM84 191V192H83ZM96 191V192H95ZM106 191V193H105ZM141 193L142 191V194H140L139 192ZM149 191V192H148ZM171 191V192H170ZM175 191V192H174ZM180 191V192H179ZM191 191V192H189ZM226 191V192H225ZM235 194V197L234 195H232L231 198L232 200H230V198L228 197L229 194ZM251 191V192H249ZM255 191V192H254ZM257 191V193H256ZM34 192V193H33ZM39 192V193H38ZM45 192V193H44ZM50 192V193H49ZM54 192V193H53ZM77 192V193H76ZM95 192V193H94ZM110 192V194H109ZM120 192V193H119ZM126 192V193H125ZM145 192V194L143 193ZM170 192V193H169ZM183 192V194H182ZM196 192V194H195ZM207 194H206V193ZM245 192H246V195H245ZM31 193H33L32 195H30ZM37 193V194H36ZM52 193V194H51ZM57 193V194H56ZM70 193V194H69ZM116 193L118 195H116ZM138 193V194H137ZM152 193V194H151ZM178 193V194H177ZM181 193V194H180ZM200 193V194H199ZM226 193V195H224ZM262 193V194H261ZM8 192H7V195H5L4 197L8 196L9 195ZM36 194V195H35ZM39 194V195H38ZM62 196H61V195ZM73 194V195H72ZM89 194V195H88ZM96 194V195H95ZM114 194V195H113ZM128 194V195H127ZM140 194V195H139ZM143 194L145 196H143ZM158 194V195H157ZM169 194V195H168ZM173 194V195H172ZM214 194V195H212ZM217 194V195H216ZM240 194V195H239ZM244 196H243V195ZM255 194V195H254ZM259 194V195H258ZM14 195V197L12 196ZM22 195V196H21ZM57 195V196H55ZM72 195V196H71ZM77 195V196H76ZM95 195V196H94ZM127 195V196H126ZM150 195V196H149ZM164 195V196H163ZM189 195V196H188ZM204 195V196H203ZM211 195V197H209ZM257 195V196H256ZM24 196V197H23ZM29 198H28V197ZM32 196V197H31ZM36 198H35V197ZM61 196V197H59ZM80 196V197H79ZM97 196V198H96ZM103 196V197H102ZM109 196V197H108ZM113 196V197H112ZM130 196V197H129ZM139 196V197H138ZM177 196V197H176ZM184 196V197H183ZM198 196V198L196 197ZM202 196V197H201ZM215 196V197H214ZM243 196V197H242ZM254 196V197H253ZM262 196V197H261ZM14 199H13V198ZM20 197V198H19ZM57 197V198H56ZM63 197V198H62ZM76 197V200L75 198ZM86 197V198H84ZM91 198V201H90V198ZM105 197V198H104ZM111 197V198H110ZM120 197V198H119ZM165 197V198H164ZM168 197V199H167ZM172 199H170V198ZM204 197V198H203ZM246 197V198H245ZM249 197V198H248ZM262 200H261V198ZM34 198V199H32ZM48 198V199H47ZM66 198V199H65ZM68 198V199H67ZM88 198V199H87ZM93 198L95 199V201H93ZM102 198V199H100ZM109 198V199H108ZM133 198V199H131ZM154 198V199H153ZM203 198V199H202ZM214 198V199H213ZM220 198V199H219ZM222 198V199H221ZM224 198V199H223ZM237 198V199H236ZM259 198V200H258ZM32 199V200H31ZM58 199V201H57ZM60 199V201H59ZM63 199V200H61ZM120 199V200H119ZM126 199V200H125ZM144 199V200H143ZM176 199V200H175ZM193 199V200H192ZM201 199V201H200ZM210 199V200H209ZM216 199V200H215ZM218 199V201H217ZM228 199V200H226ZM241 199V200H240ZM245 199V200H244ZM248 199V200H247ZM31 200V201H29ZM37 200V201H36ZM44 200V201H43ZM74 202H72V201ZM83 200V202H81ZM88 200L90 202H88ZM141 200V201H139ZM147 200V201H145ZM168 200V201H167ZM179 200V201H177ZM184 200V201H182ZM196 200V201H195ZM254 202H253V201ZM258 200V201H256ZM11 202V203H8V202ZM15 201V203H13ZM46 201V202H45ZM54 202V205H53V202ZM57 201V203H56ZM67 201V202H66ZM77 204H76V202ZM104 201V202H103ZM112 201L114 203H112ZM117 201V202H115ZM127 201V203H125ZM134 201V202H133ZM136 201V202H135ZM143 201V202H142ZM162 201V202H161ZM172 201V202H171ZM177 201V202H176ZM181 201V202H180ZM187 201V202H186ZM191 201V204H189ZM194 201V202H193ZM199 201V202H198ZM204 201V203H202ZM211 201V203L208 202ZM227 201V202H226ZM231 203H230V202ZM238 201V202H237ZM245 203V205L241 206V202ZM261 201V202H260ZM38 202V203H37ZM60 202V203H59ZM62 202V203H61ZM72 202V204H71ZM87 202V204H86ZM98 202V204H97ZM107 202V203H106ZM142 202V203H141ZM155 202V203H154ZM160 202V203H159ZM171 205H170V203ZM198 202V203H197ZM207 202V203H206ZM248 202V203H246ZM258 202V203H257ZM31 203V204H30ZM33 203V205H32ZM68 205H66V204ZM75 203V205L73 206V204ZM84 203V204H83ZM93 203V204H92ZM102 203V204H100ZM112 203V204H111ZM118 203V205L116 204ZM121 203V204H120ZM144 203H147L146 206ZM177 203V204H176ZM180 203H182V205H180ZM185 203V204H183ZM216 203V204H215ZM220 203V204H218ZM223 203V204H222ZM226 203V204H225ZM230 203V204H229ZM238 203V204H237ZM251 203V204H250ZM2 204V203H0ZM8 204V206H7ZM15 204V205H13ZM29 204V205H27ZM90 204V205H89ZM114 204V205H113ZM123 204V205H122ZM144 204V205H143ZM163 207H161L162 205ZM174 204V205H173ZM196 204H198L196 206ZM199 204H201L199 206ZM205 204V205H203ZM213 204V205H212ZM222 204V206H221ZM229 204V205H227ZM232 204V205H231ZM240 206H236V205H239ZM247 204V205H246ZM20 205V206H19ZM41 205V206H40ZM52 205V206H51ZM59 205V206H58ZM88 205V206H86ZM98 205V206H97ZM103 205V206H102ZM107 207H106V206ZM138 205V206H137ZM141 205V206H140ZM151 205V206H150ZM203 205V206H202ZM207 205V206H206ZM209 205V206H208ZM234 205V206H233ZM252 207H251V206ZM2 206H5V207H2ZM54 206V208H53ZM63 209H62V207ZM66 208H65V207ZM76 207V208H73V207ZM95 206V207H94ZM113 206V208H111ZM116 206V207H115ZM120 206V207H119ZM137 206V208H136ZM184 206V207H183ZM193 208H192V207ZM206 206V207H205ZM215 206L216 207V210L215 209ZM219 206V207H218ZM227 206V207H225ZM229 206V208H228ZM247 206V207H246ZM8 207V208H7ZM44 207L46 209H44ZM59 207V208H58ZM81 207V208H80ZM85 207V208H84ZM100 207V208H99ZM110 207V208H108ZM119 207V208H118ZM147 207V208H146ZM153 207V208H152ZM197 207V208H196ZM200 207V209L198 208ZM204 207V208H203ZM225 207V208H224ZM232 207V208H230ZM234 207V208H233ZM237 207V208H235ZM240 207V208H239ZM245 207V208H244ZM249 207L251 209H249ZM48 208V209H47ZM73 208V209H72ZM136 208V209H135ZM152 208V209H151ZM158 208V209H157ZM165 208H169L170 210L166 209L164 210ZM177 210H176V209ZM183 208V209H182ZM210 208V209H208ZM213 208V209H211ZM221 208V209H220ZM228 210H227V209ZM242 208V209H241ZM247 208V210H246ZM257 208V209H255ZM50 209V210H49ZM65 209V210H64ZM75 209V210H74ZM77 209V211H76ZM98 211H97V210ZM107 209V210H106ZM114 209V210H113ZM206 209V210H205ZM238 211H236V210ZM4 210V211H3ZM45 210V211H44ZM49 210V211H48ZM59 210V211H58ZM80 210V211H78ZM106 210V211H105ZM118 212H116V211ZM122 210V211H121ZM128 210V211H127ZM133 210V212H132ZM141 210V211H140ZM149 210V211H148ZM180 210V211H179ZM212 210V211H211ZM233 210V211H232ZM241 210V211H240ZM245 210V211H244ZM260 210V211H259ZM43 211V212H42ZM62 211V212H61ZM71 211V212H70ZM85 212V213H82V212ZM111 211V213H110ZM159 213H158V212ZM165 211V212H164ZM185 211V213H184ZM195 211V212H194ZM202 211H206V212H202ZM214 211V212H213ZM224 211V212H222ZM228 211V212H227ZM235 211V212H234ZM263 211V213H262ZM13 212V214H12ZM41 212V213H40ZM45 212V213H44ZM47 212V214H46ZM61 212V213H60ZM77 212L79 214V216L77 215ZM89 212V213H88ZM129 212V213H128ZM136 212V213H135ZM139 214H138V213ZM143 212V213H142ZM156 212V213H155ZM209 212V213H208ZM225 212H227V214H225ZM233 212V213H231ZM243 214H242V213ZM256 212V214H255ZM96 213H98L97 215V218L95 217ZM105 213V214H104ZM125 213V214H124ZM146 213V214H145ZM150 213V214H149ZM185 215H183V214ZM200 213H203L204 215L200 214ZM229 213V214H228ZM235 213H237L235 215ZM240 213V214H239ZM251 213V214H250ZM259 213V214H258ZM8 214V216H7ZM16 214V215H15ZM21 214V215H20ZM23 214V215H22ZM29 214V215H28ZM43 216H42V215ZM63 214V215H62ZM84 214V215H83ZM109 214V216H107ZM112 214V215H111ZM121 214V215H120ZM135 214V215H134ZM137 214V215H136ZM149 214V215H148ZM171 214V215H170ZM182 214V215H181ZM187 214V215H186ZM197 214V215H195ZM209 214V215H208ZM213 216H212V215ZM217 216H215V215ZM224 214V215H223ZM250 216H249V215ZM261 214V215H260ZM10 215V216H9ZM14 215V216H12ZM25 215V217H24ZM36 215L38 217H36ZM47 215V216H46ZM58 215H60V217H58ZM62 215V216H61ZM74 215V216H73ZM83 215V217L81 216ZM89 215V216H88ZM101 215V216H100ZM103 215V216H102ZM111 215V216H110ZM118 215V216H117ZM123 215V216H122ZM125 215V216H124ZM158 215V216H157ZM173 215V216H172ZM177 215V216H176ZM181 215V216H180ZM195 215V216H194ZM242 216L241 217V220L239 218V216ZM252 215V216H251ZM263 215V216H262ZM18 216V217H17ZM21 216V217H20ZM46 216V218H45ZM85 216V217H84ZM89 218H88V217ZM114 217V220L111 219V217ZM140 216V217H139ZM168 216V217H167ZM171 216V217H170ZM176 216V217H175ZM185 216V217H184ZM206 216V217H205ZM211 216V217H210ZM220 219H219V217ZM225 216V217H224ZM228 216V217H227ZM230 216V217H229ZM233 216V217H232ZM249 216V217H248ZM14 217V219H13ZM50 217V218H49ZM52 217V218H51ZM63 217V220L62 218ZM72 217V218H71ZM93 217V219H92ZM99 217V218H98ZM106 220H104L105 218ZM112 217V218H113ZM150 217V218H149ZM173 217V218H172ZM179 217H182V218H179ZM215 217V218H214ZM252 217V218H251ZM263 217V218H262ZM17 218V219H15ZM28 218V219H27ZM34 218L36 220H34ZM59 219L56 221V219ZM69 218V219H68ZM77 218V219H76ZM81 218V219H80ZM96 220H95V219ZM127 218V219H126ZM134 218V219H133ZM172 218V219H171ZM188 218V219H187ZM192 218V220H191ZM198 218V219H197ZM233 218V219H232ZM246 218V221H244ZM249 218V219H248ZM262 218V219H261ZM43 219V220H42ZM51 219V220H50ZM68 219V220H67ZM87 219V220H86ZM99 219V220H98ZM116 219V220H115ZM160 219V220H159ZM167 219V220H166ZM175 219V220H174ZM195 219V220H194ZM206 220L203 222V220ZM229 219V220H228ZM238 219V220H237ZM254 219V220H253ZM29 220V221H28ZM39 220V221H37ZM45 220V221H44ZM48 220V221H47ZM54 220V221H53ZM89 220V221H88ZM102 220V221H101ZM146 220V222H145ZM150 220V221H149ZM156 220V221H155ZM169 220V221H168ZM179 220V221H178ZM197 220V222H195ZM201 220V221H200ZM222 220V221H220ZM224 220V221H223ZM233 222H232V221ZM256 220V221H255ZM262 220V221H261ZM6 221V222H5ZM23 221V222H22ZM56 221V222H55ZM72 221V222H71ZM93 221V222H92ZM142 221V222H141ZM163 221V222H161ZM171 221H174V222H171ZM177 221V222H176ZM190 221V223H188ZM216 221V222H215ZM13 222V224H12ZM33 224H32V223ZM37 222V223H35ZM42 222V223H41ZM53 222V223H52ZM92 222V223H91ZM105 222V223H104ZM110 222V223H108ZM120 222V223H119ZM124 224H123V223ZM137 222V223H136ZM141 225H140V223ZM185 222V223H184ZM200 222V224L198 223ZM208 222V223H206ZM211 222V223H210ZM223 222V223H222ZM227 222V223H226ZM228 222L230 224H228ZM235 222V223H234ZM257 222V223H256ZM12 225H11V224ZM17 223V224H16ZM31 223V225H30ZM49 223V224H48ZM52 223V224H51ZM59 225L57 226L56 225ZM83 223V224H82ZM91 223V224H90ZM94 223V224H93ZM103 223V224H102ZM108 223V225H107ZM114 223V224H112ZM152 223V224H151ZM156 223V224H155ZM165 223V224H164ZM174 223V225H173ZM178 223V224H176ZM192 223V224H191ZM197 223V226L195 228V225ZM215 225H214V224ZM217 223V224H216ZM219 223V224H218ZM232 223L234 225H232ZM245 223V224H244ZM73 224V225H72ZM128 224V225H127ZM135 224V225H134ZM159 224V225H157ZM168 224V225H167ZM188 224V226L186 225ZM191 224V225H190ZM206 224V225H205ZM225 224V225H224ZM6 225V226H5ZM11 225V226H10ZM56 225V226H55ZM66 225V226H65ZM84 227H83V226ZM99 225V227H98ZM114 225V226H113ZM121 225V226H120ZM122 225H123V229H122ZM145 225V226H144ZM151 225V227H150ZM193 225V227H191ZM198 225H200V227H198ZM205 225V226H204ZM208 225V226H207ZM230 225V226H229ZM240 225V227H239ZM244 225V226H243ZM250 225V226H249ZM256 225V226H254ZM8 226V227H7ZM30 226V227H29ZM42 228H41V227ZM75 226V227H74ZM78 226V228H77ZM87 226V227H86ZM120 226V227H119ZM134 228H133V227ZM179 226V227H178ZM184 226V227H183ZM187 226V228H186ZM226 226V227H225ZM228 226V227H227ZM247 226V227H246ZM29 227V228H28ZM40 227V228H39ZM53 229H52V228ZM60 227V228H59ZM92 227V228H91ZM101 227V228H100ZM136 227V228H135ZM148 227V228H147ZM157 227V228H156ZM181 227V228H180ZM213 227V228H212ZM230 227V228H229ZM243 227V228H242ZM249 227V228H248ZM28 230H27V229ZM36 230H35V229ZM73 228V229H72ZM86 231H84L83 230ZM86 228V229H85ZM98 231L99 230V233L96 232V230ZM105 228V229H104ZM131 228V229H130ZM150 228V229H149ZM152 228H154L152 230ZM159 228V229H158ZM177 228V229H176ZM179 228V229H178ZM188 228H191L193 229V232L191 231V229L188 230ZM195 228V229H194ZM219 228V229H218ZM256 228V229H255ZM15 231H14V230ZM26 232H24V230ZM31 229V230H30ZM33 229V230H32ZM40 229V230H39ZM48 229V230H47ZM51 229V230H50ZM63 229V230H62ZM76 229V230H74ZM110 229V230H109ZM114 229V230H113ZM147 229V230H146ZM173 229V230H171ZM182 229V230H181ZM186 229V231H185ZM204 229V230H203ZM213 229H215L217 232L213 231ZM221 229V230H220ZM224 229V231H223ZM235 229V230H234ZM9 230V231H8ZM20 230V232H19ZM45 230V231H44ZM88 230V231H87ZM91 233H90V231ZM117 230V231H116ZM126 230V231H125ZM132 230V231H131ZM139 230V231H138ZM145 230V232H143ZM198 230V231H197ZM207 231V235L205 234V232ZM226 230V232H225ZM241 230V231H240ZM247 230V231H246ZM13 235H10L11 232ZM28 231V232H27ZM30 231H34L33 232H30ZM50 231V232H49ZM58 234H57V232ZM76 231V232H75ZM105 231V232H104ZM125 233H124V232ZM135 231V233H134ZM165 231V232H164ZM176 231H178L176 233ZM184 231V232H183ZM189 234H196V236H187ZM202 231V232H201ZM212 231V232H211ZM223 231V233H222ZM244 231V232H243ZM255 231V232H254ZM257 231V232H256ZM260 231V232H259ZM10 232V234H9ZM44 232V234H43ZM48 232V233H46ZM64 232V233H63ZM84 232V233H83ZM102 232V233H101ZM122 235H120L119 234ZM149 232V233H148ZM156 232V233H155ZM159 232V233H158ZM169 232V233H168ZM186 232V233H185ZM195 232V233H194ZM259 232V233H258ZM3 233V234H2ZM41 233V234H40ZM70 233V234H69ZM76 233V234H75ZM79 233V234H78ZM94 233V234H93ZM96 233V234H95ZM108 233V234H107ZM115 233V234H113ZM129 233V234H128ZM132 233V234H131ZM138 233V234H136ZM164 233V236L162 235ZM173 235H172V234ZM176 233V235H175ZM180 233V234H179ZM184 233V234H182ZM232 233V234H231ZM250 233V234H249ZM263 233V234H262ZM29 234V235H28ZM34 234V235H33ZM39 234V235H38ZM56 234V235H55ZM67 234V235H66ZM69 234V235H68ZM72 234V235H71ZM126 234V236H125ZM131 234V235H130ZM141 234H144L141 236ZM153 234V235H151ZM166 234V235H165ZM169 234V235H168ZM216 234V235H215ZM227 234V236H226ZM2 235V236H1ZM26 235V236H25ZM37 235V236H36ZM41 235V236H40ZM44 235V236H42ZM48 235V236H47ZM59 235V236H58ZM63 237H62V236ZM97 235V236H96ZM105 235V236H104ZM128 235V236H127ZM146 235V237H145ZM181 235V237H179ZM185 235V236H184ZM206 235V236H205ZM220 235V236H219ZM47 236V238H46ZM57 236H58V239H57ZM70 236V237H69ZM78 236V237H77ZM80 236V237H79ZM114 236V237H113ZM117 236V237H116ZM130 236V237H129ZM132 236V238H131ZM140 238H139V237ZM158 236V237H157ZM173 236V237H172ZM177 236V238H175ZM209 240L207 241V239H205V237ZM225 236V238H224ZM233 238H232V237ZM241 236V237H240ZM246 236V237H245ZM259 236V237H258ZM12 237V238H11ZM52 237V238H51ZM92 237V238H91ZM110 237V238H109ZM121 237V239H120ZM127 237V238H126ZM133 237H136V238H133ZM137 237H138V240H137ZM145 237V238H143ZM157 237V238H156ZM194 237V238H193ZM196 237V238H195ZM204 237V238H203ZM257 237V238H256ZM10 238V239H9ZM39 238V239H38ZM42 238H45V239H42ZM69 238V239H68ZM113 238V239H112ZM117 238V239H116ZM131 238V239H129ZM142 238V239H141ZM151 238V240H150ZM188 238V239H187ZM218 238V239H217ZM222 238V239H220ZM230 238V239H229ZM259 238V239H258ZM14 239V240H13ZM25 239V240H23ZM48 239V240H47ZM50 239V241H49ZM64 239V241H63ZM81 239V240H80ZM100 239V240H99ZM125 239V240H124ZM126 239L128 241H126ZM134 239V240H133ZM147 241H146V240ZM156 239V240H155ZM178 239V240H177ZM182 241H180V240ZM189 239H192L189 241ZM226 239V240H225ZM258 239V240H257ZM261 239V240H260ZM7 240V241H6ZM28 242H27V241ZM40 240V241H39ZM42 240H44L42 242ZM53 240V241H52ZM55 240H57L55 242ZM118 240V241H117ZM124 242H123V241ZM144 240V241H143ZM154 240V241H153ZM171 240V241H170ZM187 240V241H185ZM205 240V241H204ZM215 240V242H214ZM217 240V241H216ZM229 240V241H228ZM247 240V241H246ZM10 241V242H9ZM26 241V242H25ZM39 241V242H38ZM46 241V242H45ZM111 241V242H110ZM150 241V242H148ZM175 241V242H174ZM178 241V242H177ZM200 241V242H199ZM30 242V243H29ZM45 242V243H44ZM48 242V243H47ZM110 242V243H109ZM129 242V243H128ZM137 242V243H136ZM165 242V244H164ZM174 244L172 245L171 244ZM209 242V243H208ZM221 242V243H220ZM245 242V243H244ZM8 243V244H7ZM40 246H39V244ZM44 243V244H43ZM47 243V244H46ZM66 243V245H65ZM69 243V244H68ZM79 243V244H78ZM102 243V244H100ZM122 243V244H121ZM133 243V244H132ZM154 243V245H153ZM161 243V244H160ZM166 243H169V244H166ZM189 243V244H188ZM224 243V244H223ZM232 245H231V244ZM32 244V245H30ZM37 244V245H36ZM46 244V245H45ZM62 244V245H61ZM68 244V245H67ZM87 244V245H86ZM92 244V245H90ZM107 248H106V246ZM124 244V245H123ZM128 246H126V245ZM179 244V245H178ZM183 244V245H182ZM215 244V245H214ZM230 244V245H229ZM10 245V246H9ZM34 245V246H33ZM71 245V247H70ZM76 245V246H75ZM89 245V247H88ZM135 245V246H134ZM139 245V246H138ZM149 245V246H148ZM158 245V246H157ZM163 245V246H162ZM167 245V246H166ZM176 245V246H175ZM228 245V246H227ZM14 246V248H13ZM46 246V247H45ZM69 246V247H68ZM97 248H96V247ZM100 246L102 247L101 250L100 249ZM110 246V247H108ZM130 246V247H129ZM163 248H161V247ZM171 246H174V247H171ZM186 249H185V247ZM193 246V247H192ZM198 246V247H197ZM208 246V247H207ZM209 246H211L209 248ZM240 246V247H238ZM9 247V248H8ZM34 247V248H33ZM81 247V248H80ZM84 247V248H83ZM104 247L106 249H104ZM117 247V248H116ZM126 247V248H125ZM128 247V248H127ZM136 248V249H133V248ZM139 247V248H137ZM179 247V249H178ZM183 247V248H181ZM237 247V249H236ZM242 247V248H241ZM245 247V248H244ZM30 248V249H29ZM32 248V249H31ZM50 248V249H49ZM65 248V249H64ZM73 248V249H72ZM77 248V250H76ZM83 248V250H82ZM88 248V249H87ZM93 248V249H92ZM116 248V249H115ZM121 248V249H120ZM160 248V249H159ZM165 248V249H164ZM181 248V249H180ZM189 248V249H188ZM16 249V250H15ZM22 249V250H21ZM24 249V250H23ZM45 249V250H44ZM69 249V250H68ZM79 249V250H78ZM96 249V250H95ZM123 249V250H122ZM162 249V250H161ZM171 249V252L170 250ZM194 249V250H192ZM215 249V250H214ZM222 249V250H221ZM232 249V250H231ZM246 249V250H245ZM257 249V250H256ZM37 250V251H36ZM39 250V251H38ZM51 250V251H50ZM72 250V251H70ZM76 253H74L73 252ZM94 250V251H93ZM119 250L121 252H119ZM130 250V251H129ZM132 250V251H131ZM198 250V251H197ZM236 250V251H235ZM20 251V252H19ZM30 251V252H29ZM45 251V252H44ZM65 251V252H64ZM81 251V252H80ZM91 251V252H90ZM97 251V253H95ZM99 251V252H98ZM104 251V252H103ZM108 251V253H107ZM118 251V252H117ZM128 251V252H127ZM163 251V252H162ZM167 251V252H165ZM178 253H177V252ZM180 251V252H179ZM191 251V252H190ZM196 253H195V252ZM206 251V252H205ZM217 251V252H216ZM23 252V253H22ZM35 252V253H34ZM37 252L38 255H37ZM44 252V253H43ZM47 252V253H46ZM73 252V253H72ZM87 252V253H85ZM131 254H130V253ZM132 252H133V255H132ZM141 252V253H140ZM151 252V253H150ZM175 252H176V255L178 257H176L175 255ZM189 252V253H188ZM193 252V254H192ZM198 252V253H197ZM200 252V254H199ZM211 252V253H210ZM225 252V253H223ZM236 252V253H235ZM246 252V253H245ZM17 253V254H16ZM27 253L30 255H27ZM41 253V254H40ZM59 253V254H57ZM72 253V254H70ZM85 255H88L85 256ZM91 253V254H90ZM102 253V254H101ZM119 253H121L119 255ZM130 255H129V254ZM135 253V255H134ZM137 253V254H136ZM148 253V254H147ZM156 253V255H155ZM169 253V254H168ZM184 253V255H183ZM214 253V254H213ZM230 253V254H229ZM244 253V254H243ZM250 253V254H249ZM34 254H35V257H34ZM48 254V255H47ZM80 254V255H79ZM82 254V255H81ZM100 254V255H98ZM146 254V256H145ZM159 254V255H158ZM174 254V255H172ZM179 254V255H178ZM215 256H213V255ZM228 254V255H227ZM243 254V255H242ZM10 255V256H9ZM23 255V256H22ZM57 256L55 258V256ZM60 257H59V256ZM69 255V256H68ZM74 255V256H73ZM76 255V257H75ZM91 255V257L93 256L94 258H91L89 257ZM98 255V256H97ZM104 255V256H103ZM113 255V256H112ZM129 255V257H128ZM138 255V256H137ZM151 255V256H150ZM166 255V256H165ZM197 255V256H196ZM247 255V256H246ZM3 256V257H2ZM5 256V258H4ZM26 256V257H25ZM28 256V257H27ZM64 256V257H63ZM73 256V257H72ZM78 256V257H77ZM80 256V257H79ZM127 256V257H126ZM153 256V258H151ZM155 256V257H154ZM157 256L159 258H157ZM164 258H161L163 257ZM169 256V257H168ZM188 256L190 258H188ZM206 256V257H205ZM212 256V257H210ZM219 256V257H218ZM259 256V257H258ZM17 257V258H16ZM22 257V258H21ZM63 257V258H61ZM71 257V258H70ZM83 257V258H82ZM87 257V258H86ZM104 257V258H103ZM118 257V258H116ZM130 257H132L130 259ZM138 257V259H137ZM144 257V259L142 258ZM169 259V261L166 259L167 258ZM228 257V258H227ZM241 257H242V260H241ZM253 257V258H252ZM28 258V261L26 260ZM52 258V259H50ZM90 258V260H88ZM127 258V260H126ZM141 258V259H140ZM150 258V259H149ZM156 258L159 260H156ZM177 258V260L175 259ZM222 258V259H221ZM234 258V259H233ZM6 259V260H5ZM9 259V260H8ZM16 261H15V260ZM21 259V260H19ZM44 259V260H43ZM46 259V260H45ZM49 259V261H48ZM55 259V260H54ZM65 259V260H64ZM76 259V260H75ZM82 259V260H81ZM87 259V260H86ZM123 259V260H122ZM147 259V260H145ZM163 259V260H162ZM171 259V260H170ZM179 259V260H178ZM181 259V260H180ZM195 259V260H194ZM244 259V261H243ZM252 259V261H251ZM14 260V262H13ZM26 260V261H24ZM52 260V261H51ZM62 260V262H61ZM64 260V261H63ZM74 260V261H73ZM97 260V261H96ZM108 260V261H107ZM113 260V261H112ZM152 260V261H150ZM156 260V262H155ZM186 260V261H184ZM189 260V261H188ZM220 260V261H219ZM229 260V261H228ZM234 260V261H233ZM4 261V263H3ZM8 261V262H7ZM41 261V262H40ZM60 261V262H59ZM68 261V262H67ZM86 261V262H85ZM102 261V262H101ZM107 263H106V262ZM110 261V262H109ZM117 261V262H116ZM124 261V262H123ZM126 261V262H125ZM137 261V262H136ZM145 261V262H144ZM149 261V263H148ZM177 261V262H176ZM184 261V262H183ZM212 261V262H211ZM224 261V262H223ZM226 261V262H225ZM7 262V263H6ZM89 262V263H88ZM96 262V263H95ZM101 262V263H100ZM154 262V263H153ZM167 262V263H166ZM179 262V263H178ZM193 262V263H192ZM222 262V263H221ZM254 262V263H253Z\"/></svg>","mask_w":264,"mask_h":264},{"label":"bare ground","instance_id":"6f19581e","mask_svg":"<svg viewBox=\"0 0 264 264\" xmlns=\"http://www.w3.org/2000/svg\"><path fill=\"white\" fill-rule=\"evenodd\" d=\"M11 1V0H10ZM54 1V0H53ZM79 1V0H78ZM83 1H85V0H81V1H79V3L77 2V4H78V6L79 5H83L84 6V4L87 2V1H92V0H87V1H85V2H83ZM108 1V0H107ZM111 1V3H112V5H111V7H110V2ZM109 2H107L109 5H105L106 4V2L105 3H103L102 1L100 2H98L99 3V5H97L96 3V6H97V8H100V7H98V6H101V10H103L102 9V6L104 5V7H108L109 6V8H112V6H113V8H112V10L111 11H113V9H118L119 8V10H117V12H116V10H114L115 11V13H114V11H113V14L114 15H112V14H109V11H108V9L109 8H104L105 10V13L106 12H108V15L109 16H106L107 18H110V19H103L104 17H105V15L106 14H104V16L103 17H101L102 19H103V21L100 23L99 22V24L97 25V28H99V26H100V28H102V29H100V31L97 29L95 32L97 33L98 32V34H97V38L95 37V39L98 41V39L99 40H102L103 42H104V40H106V41H110V42H114L115 43V45L116 44H118V45H120L121 43H124V44H131L132 45V47L133 46H136V45H138V44H140L141 43V41L142 42H146L149 38H147L148 37V35H147V27H148V25H150V24H158V22H159V16L161 17V14H158L157 12H156V9H157V6L159 5V4H161L160 5V7L161 6H164V5H168L169 6V8L171 7V5L169 4V0H117V2H115L116 0H110ZM174 1V0H173ZM178 1V0H177ZM194 1V3H195V0H193ZM193 1H191L190 0V2H191V5L193 6L194 5V3H193ZM198 0H196V2H197ZM204 1V4H205V6H207L208 5V7H205L206 9L207 8H209V2L207 3H205V0H203ZM211 1H215V3L216 4H218L217 2V0H210V2ZM217 1V2H216ZM226 1V0H225ZM242 1V0H241ZM241 1L239 0V1H237V0H228V2L229 3H226V5L228 4V9L229 10H227V8H226V10L227 11H229V12H231L232 14H234V16H235V14L237 13V12H239V10H240V13H241V11H243L242 9H240V3H241ZM247 1V0H246ZM246 1H242V2H245V4H246V6L248 5L249 6V8H250V6H252L251 8H252V10H251V12L248 10L249 8H248V6H247V8L245 9V8H243V9H245L246 10V12H247V10L249 11L247 14H248V17H247V19H248V21H252V22H255V20H256V18H258L257 20V22H255L256 24H259V22H260V24L261 23H263L264 24V16L262 15V14H260V13H256V12H258L257 10H262V8H263V10L262 11H264V3H263V0L261 1V3H260V1H259V3H257V4H259V5H261L262 3V6H261V8L259 9L258 7H260V6H258L257 5V8H255L256 7V4H255V2H253L252 0H249V2L250 1H252V4L250 5L249 4V2L248 3H246ZM94 2H97V0L96 1H92L91 3H94ZM180 3H178V4H180V5H182L181 4V1H179ZM221 2H224L223 0H221ZM227 2V1H226ZM240 2V3H239ZM48 3V2H47ZM62 3V2H61ZM88 3V2H87ZM86 3V4H87ZM91 3H88L87 4V10H88V8L90 7L92 10H93V8L95 9L96 8V6L94 5V4H92L91 5ZM100 3L102 4L103 3V5H100ZM118 3V4H117ZM170 3H172V0H171V2ZM198 3V2H197ZM202 3V2H201ZM212 3V2H211ZM214 3V4H215ZM89 4H90V6H89ZM117 4V5H116ZM200 4V3H199ZM203 4V5H204ZM207 4V5H206ZM213 4V3H212ZM220 4V3H219ZM245 4H243V7H244V5ZM60 5V4H59ZM195 5H197L196 3H195ZM211 5V4H210ZM241 5H242V3H241ZM255 5V7H253ZM7 6V5H6ZM23 6V5H22ZM31 6V5H30ZM47 6H48V4H47ZM73 6V5H72ZM82 6V8H84ZM89 6V7H88ZM116 6V7H115ZM167 6V7H168ZM52 7V6H51ZM159 7V8H160ZM185 7V6H184ZM188 7V6H187ZM74 8V7H73ZM79 8H80V6H79ZM96 8V9H97ZM136 8V9H135ZM162 8V7H161ZM164 8H165V6H164ZM191 8V7H190ZM211 8H212V6H211ZM211 8H209V10L211 9ZM239 8V9H238ZM241 8H242V6H241ZM255 8V9H254ZM90 9V10H91ZM122 9V10H121ZM133 9V10H132ZM134 9H135V11H134ZM168 9V8H167ZM2 10V9H1ZM77 10V9H76ZM90 10H88V11H90ZM98 10H100V9H97L96 10V12L98 11ZM100 10V11H101ZM107 10V11H106ZM120 10H121V12L122 13H120ZM132 10V11H134V12H130V11ZM168 10H170V9H168ZM215 10V9H214ZM245 10H244V12H245ZM254 10V11H253ZM7 11V10H6ZM14 11V10H13ZM85 11V10H84ZM94 12H95V10H93ZM93 11H90V12H93ZM172 11L175 13V11L172 9ZM208 11V10H207ZM211 11V10H210ZM237 11V12H236ZM259 11V12H260ZM93 12V13H94ZM96 12L94 13V14H96ZM119 12V13H118ZM168 12V11H167ZM170 12L171 11H169V14H170ZM171 13L170 15H171V17H170V19H173L174 20V18H176L177 17V19L178 20H180L179 19V17H178V15L175 13V15H174V13ZM206 12V11H205ZM216 12V11H215ZM225 12V11H224ZM245 12V13H246ZM252 12H255L254 14V16H252L251 14H252ZM32 13V12H31ZM37 13V12H36ZM92 13V14H93ZM101 13H102V11H101ZM100 13V14H101ZM162 13V12H161ZM165 14H166V12H164ZM203 13H204V10H203ZM209 13V12H208ZM227 13V12H226ZM239 13V14H240ZM243 13V12H242ZM241 13V15H243ZM3 14V13H2ZM93 14V15H94ZM102 14V15H103ZM190 14H192V13H189V15ZM238 14V13H237ZM236 14V17H234L236 20H237V22H238V19L237 18H239L240 16H239V14L237 15ZM257 14H259V15H262V17H260L259 15H257ZM71 15H73V14H71ZM93 15H90V17L89 18H91ZM98 12H97V17L95 16H93L94 18H92V20L94 19H96V18H99L100 17V15H99V17H98ZM157 15H159V16H157ZM177 15V16H176ZM211 14H209V16H210ZM251 15V16H250ZM13 16V15H12ZM81 16V15H80ZM83 16V15H82ZM110 16H112V17H110ZM244 16V15H243ZM242 16V17H243ZM245 16H247L246 14H245ZM249 16H250V18H249ZM23 17V16H22ZM76 17V16H75ZM196 17V16H195ZM220 17V16H219ZM228 17H230V16H228ZM240 17L239 18V21L240 22H245L246 21V17ZM17 18V17H16ZM66 18V17H65ZM79 19H80V17H78ZM87 18H88V16H87ZM87 18H83L84 20L86 19L87 20ZM168 18H169V16H168ZM251 18H253V19H251ZM74 18H72L71 20H73ZM77 19V18H76ZM75 20V21H77L76 22V26H75V21H71L70 20V24H74V28L76 27V35H77V40H79L80 38H78V33H80V32H78V30H81V33H82V28H83V26H84V21H82L81 22V20L82 19H80V20ZM102 19H100V21L102 20ZM167 19V18H166ZM199 19V18H198ZM206 19H207V17H206ZM205 19V20H206ZM222 19H223V17H222ZM225 19V18H224ZM233 18L231 17V19H229L228 18V20H232ZM245 19V20H244ZM30 20V19H29ZM85 20V21H86ZM161 20L162 21H164L165 19L164 18H162L161 17ZM234 20V19H233ZM260 20V21H259ZM263 20V21H262ZM18 21V20H17ZM56 21V20H55ZM162 21H160L161 23H162ZM199 21V20H198ZM198 21H197V23H198ZM235 21V20H234ZM250 21V23H252ZM0 22H1V24L2 23H5V24H7L8 25V28H10L11 30L13 29V28H15V27H13L14 25H11V24H9V22L7 21H2V20H0ZM64 22V21H63ZM72 22V23H71ZM88 22V21H87ZM168 22H169V20H168ZM173 21H171V22H169L168 23V27L171 25V29L172 28H176L175 30L177 31V32H179V37H180V33L182 32V29H183V27L185 28V26L184 25H182V27H181V24L180 25H177V22L178 21H176L174 24L172 23ZM180 22H182V21H180ZM188 22V24H189V21H187ZM187 22H186V24L185 25H188L187 24ZM191 22V21H190ZM80 24V23H82L81 24V26L80 25H78V24ZM185 23V22H184ZM184 23H182V24H184ZM193 24H194V22H192ZM192 23H190L191 25H193ZM230 23H232V24H235L236 23V21H235V23H233V22H230ZM239 23V22H238ZM245 23H248V22H245ZM245 23H244V25H245ZM69 23H68V25L70 26V27H73V25H70ZM85 24H87V23H85ZM102 24V25H101ZM170 24V25H169ZM189 24V25H190ZM199 24V23H198ZM260 24H259V26H260ZM62 25H64V24H62ZM68 25L66 26V24H65V26L66 27H68ZM78 25V26H77ZM161 25V24H160ZM188 25V26H189ZM195 25V24H194ZM207 25V24H206ZM224 25V24H223ZM236 25H238L237 23H236ZM255 25V24H254ZM262 25V24H261ZM4 26V25H3ZM29 26V25H28ZM81 27V28H79L78 29V27ZM96 26V25H95ZM153 26V25H152ZM173 26V27H172ZM178 28H177V27ZM180 26V27H179ZM197 26V25H196ZM199 26H201V25H199ZM247 26V25H246ZM249 26V25H248ZM263 26V25H262ZM55 27V26H54ZM69 27V29H70V35H69V32H65L64 30H67V29H65L64 28V30H63V33H65L66 34V38L68 37V41H66V42H70L71 43V39H73V37L74 36H71V33H72V31L73 30H75L74 28H72V30H71V28ZM163 27H165V28H167L166 26H163ZM193 27V26H192ZM209 27V26H208ZM235 27V25H233L232 26V28L233 29H236V27ZM24 28V27H23ZM165 28H162L163 30L162 31H164V29ZM170 28V27H169ZM180 28V30H178ZM193 28H195V27H193ZM212 28V27H211ZM228 28V27H227ZM231 28V27H230ZM231 28V29H232ZM187 29V28H186ZM192 29V28H191ZM205 29V28H204ZM215 29H216V26H215ZM230 29V30H231ZM247 29V28H246ZM242 30L243 31V33H246V31L248 32L249 30L247 29V30ZM257 29H258V27H257ZM262 29H263V27H262ZM20 30V29H19ZM184 30V29H183ZM201 30V29H200ZM200 30H199V32H200ZM206 30V29H205ZM229 29H227V31H228ZM238 30V29H237ZM240 30V29H239ZM238 30V31H239ZM0 31H2V30H0ZM15 31V30H14ZM187 31V30H186ZM203 31V30H202ZM245 31V32H244ZM253 30L251 29V31L249 32V35H255V34H251V32H252ZM255 32H256V30H254ZM6 32V31H5ZM12 32V31H11ZM51 32V31H50ZM84 32V31H83ZM207 32V31H206ZM216 32V31H215ZM263 32V33H262ZM74 33V32H73ZM72 33V34H73ZM148 33H149V31H148ZM155 33H157V32H155ZM165 33V32H164ZM200 33H202V32H200ZM217 33V32H216ZM226 33V32H225ZM242 33V32H241ZM243 33L242 34H240L241 36L243 35ZM254 33V32H253ZM95 34V33H94ZM93 34V36H96V34L94 35ZM161 34V33H160ZM187 34V33H186ZM230 34V33H229ZM257 34V33H256ZM260 34H263V35H259V32H258V34L255 36V39L256 38H258V39H260V41H259V44H258V46L260 45L261 47H264L263 45L264 44H262V43H264V41H263V39H264V29H263V31H260ZM74 35H75V33H74ZM80 35V34H79ZM82 35V34H81ZM151 35V34H150ZM154 35V34H153ZM157 35V34H156ZM159 35V34H158ZM71 36V37H70ZM93 36H92V39H93ZM146 36V37H145ZM165 36V35H164ZM167 36V35H166ZM172 36V35H171ZM198 36H200V35H198ZM230 36V35H229ZM235 36L237 37V39L240 41L241 39V36L239 37V34L238 35H234L233 37L235 38ZM245 36V35H244ZM244 36H242V39H246L247 38V40H248V37H247V35L244 37ZM64 37V36H63ZM202 37V36H201ZM213 37V36H212ZM244 37V38H243ZM69 38H71L70 40H69ZM76 38V37H75ZM103 38V39H102ZM166 38V37H165ZM233 38V39H234ZM92 39H91V42H92ZM95 39H94V43H93V45H92V43H90V45H92L93 47L95 46V42L97 43V45L99 44L100 45V41H95ZM144 39H147L146 41L144 40ZM155 39V38H154ZM158 39V38H157ZM173 39V38H172ZM174 39H176V38H174ZM179 39V38H178ZM204 39V38H203ZM232 39V41H233V43L235 42V44L234 45H236V44H238L239 42H237L238 40H233ZM262 39V40H261ZM7 40V39H6ZM77 40H75V41H77ZM150 40V39H149ZM195 40V39H194ZM193 40V41H194ZM244 40H241L240 42L241 43H239V45H237V46H240L242 43H243V41ZM245 41L246 42V44L245 43H243L242 45H243V48L241 47V49H237V51H240L241 52V55H242V57L240 58V54L235 50L236 48H239V47H235L234 45L232 46L233 47V52H234V50H235V55H237V56H235V55H233V53H232V55L230 56V58H231V60H228V62H227V65L229 66V70H221V71H219L218 72V74L221 72V75L219 74V77H220V80H222V78H224L225 79V77H226V80H232V78H233V76H234V74H236V72H237V70H241V69H238V68H235L234 70L235 71H233V67H237L238 65H235L237 62H241V63H243L244 62V60H247L246 61V63L244 62L243 63V65H245V66H243L242 64V66L243 67H245V68H242V66H241V68H242V70H244L243 71V73H241V72H238V74L236 75V77L238 76V78H236L235 80H233V84H231V85H229L231 82L229 81H226V83L225 84H227L228 83V85H227V87H225L226 85L223 83L222 85H224V88H223V86L221 87V83H220V86H219V94H223V93H226L227 91H229V92H227L226 93V95L227 94H229L228 96H232L233 97V99L231 98V99H229L230 101L232 100H234L235 99V101H233V102H236L237 101V103H240L239 105L242 107V109L243 108H245V110L244 111H248L247 112V114L249 113V114H253V111L254 110H256V112H258L257 114L255 113V111H254V113H255V115L253 114V116H255V117H257V116H261V114H262V112H263V114H262V117H264V111H263V106H264V102L262 101V100H260L261 98L262 99H264V95L262 96V94L263 93H261V92H264V91H262V90H264V85H262V83H261V81L263 82L264 81V79L262 80V78L264 77V73H262L263 75H262V78L260 79L259 77H261V75H259V72H264V66H263V64H264V52H263V49L261 48V52H263V53H261V54H256V55H258V56H256L255 55V53H256V49H258V48H260V47H255V46H252V45H255L254 44V40L253 39H250V37H249V40H251V42L249 43L248 41ZM253 40V41H252ZM257 40V39H256ZM10 41V40H9ZM73 41V40H72ZM81 41V40H80ZM104 42V44L106 43V45H104V44H101L100 46H103V48H104V46H106V47H108V43L107 42ZM154 41V40H153ZM183 41V40H182ZM62 42V41H61ZM78 42V41H77ZM76 42V43H77ZM88 42V41H87ZM86 42V43H87ZM100 42V43H99ZM151 42V41H150ZM168 42V41H167ZM171 42V41H170ZM220 42V41H219ZM228 42V41H227ZM247 42L250 44V45H248L247 44ZM253 42V43H252ZM261 42V43H260ZM76 43H74L73 42V44H72V46H74ZM79 43V42H78ZM78 43L72 48V46H71V44L70 45H68L67 44V47L65 46V47H61L60 48V50H56L57 52L58 51H60V54H62L63 56H65L66 54L65 53H62V52H64L65 50L67 51V49H68V46L70 47L69 49H71L72 48V52L73 53H71V51L69 50V51H67V54H68V56H65V58L62 56H60L59 57V53H56V54H59V55H56V54H53L54 56H57L58 58H63L64 59V61H63V59H60V62H59V60H57L58 58L57 57H55V58H57V59H55V60H57V62H59V64H61L60 66H61V68H60V72H62V76L60 75V78H61V80H62V82H61V80H59L58 79V83L60 82V84H58V89L56 88V85H57V83H56V85L54 86H52V87H54V88H56V89H54L53 88V90H51L53 93H55L56 91H57V93H56V95L57 96H53V94L50 92V90H48V89H45L44 91H46L47 92V90H48V94H49V92H50V96H51V94H52V96L54 97L53 99H52V96L51 97H49L48 96V98H50L51 99V101H50V104H48V101L50 100V99H48V98H46L47 97V94H46V92L44 93L45 95H43V93H41L42 95H41V97H43V96H45L43 99H44V102L41 104V102H39V105H40V107H38L39 105L37 104V101H35L34 102V104H33V107H34V110L36 111V112H38L39 110H38V108H42L43 106H44V104H45V106L43 107V109H40V110H42L41 111V114H39V113H34L33 115H35V114H38L37 116H38V118L36 119V117L37 116H35V117H33V116H31V114L30 115H28L29 114V111H27V113H26V111L24 112V113H26L28 116H30V117H33L31 120H29L30 122L34 119V124H36L35 122H37V120L38 119H40L39 118V115H42V114H44L45 112V114L43 115V116H41V117H43V121L41 122V120H40V122L41 123H39L40 124V126L42 127V129H41V131L40 130H38L37 128L39 127L38 126V124L35 126L32 122L31 123H29V121L26 123V121L27 120H25V123L26 124H30L29 126L32 128V125H34L33 127H35V129L36 130H38V131H36V135H37V132L39 133V132H41V134L39 133L38 134V138L36 137V135H34V133H26V134H24L25 133V131L27 130H29V128L27 129L26 128V130L23 132V130L22 129H24L25 127H23L19 132V134L18 133H16V132H18V131H15V132H13V134H14V136L13 137H11V138H9V140L11 139V142H12V144L14 143V141H16V142H18V140H16V139H18L19 138V136H20V138H19V140H21L22 139V137H23V140L20 142L21 144H23V145H20V146H24L23 147V151L21 152L20 150L22 149V147H21V149L19 150V149H17V148H19L18 147V145H17V143H16V145H15V143L13 144V145H15L16 147H14L13 145L12 146H10L9 144H8V142L7 141H9L8 140V137H10V136H12V135H10V136H7V141H4L5 142V144H6V142H7V144L9 145V147H11L9 150L10 151H14L15 152V149H13V148H16V150H18V151H20L21 153L19 154V152H18V154H16L15 156H14V154L16 153H14V152H12V153H14V154H12L11 152H10V154L8 155V153H9V151H8V149L6 148V146H5V144H3V146H0V148H2V147H4L3 148V150L4 149H6V151H5V154L6 155H4V154H1V153H4V151L2 150V149H0V151H2V152H0V155L1 156H11V154H12V156H14V158L16 157V159L15 160H13L12 162L11 161H9L8 159H7V162H9V163H6L5 161V163L3 162H0V163H2V164H4V166L3 165H0V203H2V204H0V205H3V203L5 202V203H7V201L8 200H12L11 198H10V192H12L13 191V188H14V190L15 189H17L18 188V192L16 191V192H14L13 191V193H19V191L21 190V188H20V190H19V186L20 187H24L25 185H27V181H23V184H19L18 182H16V180L14 179V178H12V177H10V175L11 176H14V177H18L19 179L18 180H20V178L22 177H24L26 174H27V172L29 173V172H33V174L35 173L34 171H38V172H41L42 173V171H43V169L44 168H47V170H49V167H50V165H52L53 166V168H54V166H55V164H56V168L57 167H61V166H63L62 164L64 163V162H62L61 161V159L63 158L62 156H60V158H59V156H56V154L58 155V154H60L59 152H61V154H62V151H60V150H63L62 148H67L68 149V147H69V145H71L72 146V144H77L76 143V141H75V138L78 136V134H79V136L81 137V135H83L84 133H82V132H85L86 130V132L88 133L89 132V135H91V132L89 131V130H93V129H90V127L92 126V127H94V125L93 124H96V123H98V114H99V128L101 127V128H103L102 126H103V123H104V121H102L103 123H101V118L100 117H104L108 112H110V111H108L107 112V110H109L108 109V107H106V105H104V106H102V104L104 103V102H102V100L103 99H107V97L106 98H102V100H101V98H99V95L100 94H103V91L105 92V90H109L108 92L110 93V94H112V91L114 90V88L116 89V87H112V80H113V77L115 76L114 75V73L115 72H118L119 70H120V72L123 74V73H125V69L126 68H124V70H123V68L122 67H126L128 64H127V62H125L124 61V59L126 58V56H127V52H128V50L125 48V50H124V48H123V50L122 51H120L119 49H118V54H112V52H113V48L114 47H112V45H114V44H111V47H110V44H109V47L111 48H108V50H107V48L105 49V50H107V52H104V50L100 47V46H98V48H99V50H100V52H102L103 51V53H101L102 55H101V62H98L97 63V61H95L94 59H96V57H99L100 56V54H99V56H96L95 57V54L93 55L92 54V52L91 51H94L95 50V48H97V47H94V49L92 48V50L90 51V52H88V50H86L87 48H89L88 46H86L85 48H80L81 49V52L82 51H84V50H86L87 52L86 53H89V54H85V55H80L79 53H80V51H79V53L77 52H75V49L77 48V50H78ZM82 43V42H81ZM85 43V44H86ZM147 43V42H146ZM145 43V44H146ZM173 43V42H172ZM171 43V44H172ZM181 43V42H180ZM196 43V42H195ZM232 43V44H233ZM251 43H252V45H251ZM2 44V43H1ZM53 44V43H52ZM124 44H121L120 46H122V47H124ZM216 44V43H215ZM231 44V43H230ZM246 46H245V45ZM11 45V44H10ZM66 45V44H65ZM96 45V46H97ZM114 45V46H115ZM118 45H116V47H118ZM150 45H152V44H150ZM158 45H159V43H158ZM175 45V44H174ZM186 45V44H185ZM202 45V44H201ZM229 45V44H228ZM247 45L248 46H251V47H247ZM18 46V45H17ZM51 46V45H50ZM60 46V45H59ZM58 46V47H59ZM77 46V47H76ZM81 46V45H80ZM120 46L118 47V48H120ZM126 47H128L127 45H125ZM146 46V45H145ZM144 46V47H145ZM213 46V45H212ZM44 47V46H43ZM83 47H84V45H83ZM155 47V46H154ZM230 47V46H229ZM253 47H255V48H253ZM5 48V47H4ZM15 48V47H14ZM64 48V51L63 50H61V49H63ZM66 48V49H65ZM97 48V49H98ZM163 48V47H162ZM166 48V47H165ZM221 48V47H220ZM248 48H250V50H251V48H252V50H251V53H250V50L248 49ZM8 49V48H7ZM79 49V50H80ZM97 49H96V51H97ZM116 48H114V50H115ZM135 49V48H134ZM142 49V48H141ZM147 49V48H146ZM172 49V48H171ZM177 49V48H176ZM185 49V48H184ZM217 49V48H216ZM253 49H255V50H253ZM98 50V51H99ZM140 50V49H139ZM152 50V49H151ZM160 50V49H159ZM179 50V49H178ZM213 50V49H212ZM227 50V49H226ZM0 51H1V48H0ZM96 51H94V52H96ZM112 51V52H111ZM134 51V50H133ZM175 51V50H174ZM185 51V50H184ZM196 51V50H195ZM243 51V52H242ZM252 51H253V53H252ZM8 52V51H7ZM33 52H35V51H33ZM46 52V54H47V52H48V50H46L45 51ZM68 52H70V55L71 54H73V57L74 58H76L77 59V57L79 58V56L81 57L79 60H74V61H72L73 59V57H71V59H70V57H69V53ZM99 52V53H100ZM153 52H154V50H153ZM156 52V51H155ZM154 52V53H155ZM236 52L238 53V54H236ZM0 53H2V52H0ZM4 53H6V51L4 52ZM26 53V52H25ZM54 53V52H53ZM76 53V54H75ZM83 53V52H82ZM81 53V54H82ZM85 53V52H84ZM98 52H96V54H97ZM135 53V52H134ZM133 53V54H134ZM224 53V52H223ZM230 53V52H229ZM228 53V54H229ZM3 54V53H2ZM45 54V53H44ZM65 54V55H64ZM77 54H79V55H77ZM130 54V53H129ZM140 54H142V52L140 53ZM139 54V55H140ZM194 54V53H193ZM227 54V55H228ZM250 54V55H249ZM253 54H254V56H253ZM1 55V54H0ZM76 55H77V57H76ZM147 55V54H146ZM145 55V56H146ZM160 55H161V53H160ZM212 55V54H211ZM226 54H225V56H227ZM263 57H262V56ZM28 56V55H27ZM143 56H144V53H143ZM179 56V55H178ZM197 56V55H196ZM218 56V55H217ZM235 56V57H234ZM244 56V57H243ZM249 56H251V57H249ZM255 57L256 56V58L254 59L253 57ZM260 56V57H259ZM8 57V56H7ZM48 57V56H47ZM69 57V58H68ZM128 57V56H127ZM139 58H143V57H140V56H138ZM137 57V58H138ZM161 57V56H160ZM163 58H164V56H162ZM228 57V56H227ZM237 57H239L238 58V60H237ZM249 57V58H248ZM133 58V57H132ZM137 58H134L135 60L137 59ZM151 58V57H150ZM158 58V57H157ZM177 58V57H176ZM200 58V57H199ZM229 58V59H230ZM246 58H248V59H246ZM253 58V59H252ZM261 58V59H260ZM263 58V59H262ZM26 59V58H25ZM29 59V58H28ZM27 59V61H29L30 62V59L28 60ZM33 59V58H32ZM39 59V58H38ZM49 59V58H48ZM127 59V58H126ZM128 59H129V57H128ZM194 59V58H193ZM215 59V58H214ZM223 59V58H222ZM232 59H233V61H232ZM243 60V62H242V60ZM251 59V60H250ZM258 59V60H257ZM259 59H260V61H259ZM1 60H2V57H0V83L1 84H3L4 82H8L9 80L7 79V78H9V75H7V73H6V71L4 70L5 69V67L3 66V64L1 63ZM34 60V59H33ZM65 60H67L68 62H65ZM70 60V61H69ZM83 60L85 61H87L88 63H89V66L87 67V69L85 68V66L83 65ZM102 60L103 61H105V62H103V64H102ZM130 60V59H129ZM133 60V59H132ZM144 60V59H143ZM150 60V59H149ZM186 60V59H185ZM240 60V61H239ZM257 60V61H256ZM14 61H15V59H14ZM62 61H63V63H62ZM111 61H117V63H118V65L116 64L114 67L118 70V71H109V69H111L109 66H110V63H112ZM123 61H124V64H123ZM141 61V60H140ZM154 61V60H153ZM172 61V60H171ZM194 61V60H193ZM206 61V60H205ZM223 61V60H222ZM231 61L234 63V62H236L235 64H233V66L231 65L230 66V64H231ZM253 61H256V68L255 69H253L254 68V66H252V65H248V63L249 64H251ZM11 62V61H10ZM28 62V63H29ZM45 62V61H44ZM56 62V61H55ZM56 62V63H57ZM147 62V61H146ZM162 62V61H161ZM165 62V61H164ZM199 62V61H198ZM230 62V63H229ZM257 62L259 63V64H257ZM4 63V62H3ZM67 63V65H65ZM88 63H86V64H88ZM100 63V64H99ZM108 63H109V66H108ZM114 63V62H113ZM116 63V62H115ZM114 63V64H115ZM138 63V62H137ZM158 63V62H157ZM170 63V62H169ZM175 63H177V62H175ZM209 63V62H208ZM212 63V62H211ZM222 63V62H221ZM262 63V64H261ZM63 64L65 65V66H63ZM85 64V63H84ZM113 64V65H114ZM139 64V63H138ZM253 64V63H252ZM43 65V64H42ZM70 65V66H69ZM112 65V64H111ZM112 65V66H113ZM130 65V64H129ZM155 65V64H154ZM165 65V64H164ZM227 65H226V67H227ZM246 65H247V67H246ZM59 66V67H60ZM84 66V67H83ZM133 66H134V64H133ZM160 66V65H159ZM178 66H180L179 64H178ZM257 66H261L260 68H258ZM31 67H33L32 65H31ZM63 67V68H62ZM109 67V68H108ZM113 67V68H114ZM118 67H121L122 68V70L124 71V72H122L121 71V68L120 69H118ZM129 67V66H128ZM145 67V66H144ZM148 67V66H147ZM154 67V66H153ZM164 67V66H163ZM167 67H168V65H167ZM174 67V66H173ZM184 67V66H183ZM250 68L251 70L250 71H258V73H256V72H250L249 70H247L246 68ZM253 67V68H252ZM216 68H218V67H216ZM231 68V69H230ZM248 68V69H249ZM258 68V69H257ZM63 69V70H62ZM131 69V68H130ZM141 69V68H140ZM190 69V68H189ZM225 69V68H224ZM227 69H228V67H227ZM237 69V70H236ZM143 70H145V69H143ZM181 70V69H180ZM179 70V71H180ZM245 70H247L246 72H248V73H246L245 72ZM134 71V70H133ZM159 71V70H158ZM171 71V70H170ZM176 71V70H175ZM187 71V70H186ZM212 71H213V69H212ZM217 71V70H216ZM222 71H223V74H222ZM109 72H112L113 73V75L114 76H112L111 74L112 73H109ZM153 72V71H152ZM225 72V73H224ZM226 72H228L227 74H226ZM232 72H234V73H232ZM36 73V72H35ZM91 73V74H90ZM121 73H119L118 72V75H121ZM131 73V72H130ZM181 73V72H180ZM185 73V72H184ZM210 72H208V74H209ZM215 73V72H214ZM231 73V74H230ZM239 73H241V74H239ZM245 73V74H244ZM9 74V73H8ZM29 74V73H28ZM116 74V73H115ZM145 74V73H144ZM217 74V73H216ZM226 74V75H225ZM245 75V76H243V75ZM21 75V74H20ZM31 75V74H30ZM53 75V74H52ZM59 75V74H58ZM111 75V76H110ZM141 75V74H140ZM182 75V74H181ZM194 75V74H193ZM210 75H211V73L209 74V75H206V76H208L209 78H206V76H205V78L209 81V79L211 78L210 77ZM225 75V76H224ZM230 76V78H229V76ZM250 76L251 77V75H252V78H251V82H250V79L247 77L246 78V76ZM255 75H256V77H255ZM257 75H259L258 76V78H257ZM42 76V75H41ZM54 76V75H53ZM110 76V77H109ZM216 76V75H215ZM223 76V77H222ZM244 78H243V77ZM117 77V76H116ZM121 77V76H120ZM123 77V76H122ZM164 77V76H163ZM186 77V76H185ZM184 77V78H185ZM217 78H218V76H216ZM228 77V78H227ZM232 77V78H231ZM242 77V78H241ZM41 78V77H40ZM109 78H111V79H109ZM256 78V80H254ZM55 79V78H54ZM107 81H106V80ZM115 79V78H114ZM131 79V78H130ZM181 79V78H180ZM205 79V80H206ZM242 80L241 82H240V80ZM245 79V81L247 80V79H249V81H246V82H248L249 84H248V89L251 87L252 88V91H251V89H250V91H246L245 93H242L243 95L245 94L246 95V97H244V96H242L243 97V99L245 100V99H248L250 102H251V100H252V102L253 101H255V103H252V105L251 104H249L247 101H245V102H247L246 104H248V105H242L243 103H245V102H242L241 101V96H238V91H239V93H241L240 92V87L238 88V86H241V83L243 84L245 81H243ZM259 79L261 80L260 82H257V81H259ZM12 80V79H11ZM53 80V79H52ZM108 80H110L111 81V83H109L108 82ZM116 80V79H115ZM115 80H113V81H115ZM144 80V79H143ZM211 80H212V78H211ZM211 80H210V82H211ZM239 80V81H238ZM254 80V81H253ZM51 81V80H50ZM106 81V82H105ZM126 81V80H125ZM147 81V80H146ZM170 81V80H169ZM203 81H204V79H203ZM202 81V82H203ZM207 81V82H208ZM13 82V81H12ZM107 82L109 83V84H107ZM117 81H115L114 83H116ZM119 82V81H118ZM209 82V84H210V86H211V84L213 83V82H215L214 80L210 83ZM11 83V82H10ZM113 83V85H115ZM135 83V82H134ZM143 83H144V81H143ZM180 83V82H179ZM182 83V82H181ZM237 83H240L239 85H237ZM107 84V85H106ZM111 84V87H112V89L113 90H111V87H109V85ZM145 84H146V82H145ZM204 84H205V86L206 87H208L207 85H208V83L206 84L205 83V81L203 82V85H202V88L203 87H205L204 86ZM260 84H261V86H260ZM263 84H264V82H263ZM117 85V84H116ZM127 85H128V83H127ZM142 85V84H141ZM148 85V84H147ZM259 85V86H258ZM46 86V85H45ZM123 86V85H122ZM210 86H209V88H210ZM231 88H230V87ZM263 86V87H262ZM47 87V86H46ZM51 86L49 87V88H52ZM118 87H120V86H118ZM153 87V86H152ZM172 87V86H171ZM245 87V86H244ZM260 88L261 87V90L259 89V91H258V88ZM2 88V87H1ZM48 88V87H47ZM121 88V87H120ZM123 88V87H122ZM140 88V87H139ZM144 88V87H143ZM148 88V87H147ZM151 88V87H150ZM215 88V87H214ZM227 88L229 89L230 88V90H227ZM238 88V89H237ZM246 88V87H245ZM257 88V89H256ZM263 88V89H262ZM152 89V88H151ZM208 88H206L205 89V91L207 90ZM213 89V88H212ZM222 89H226V90H222ZM56 90V91H55ZM59 90V91H58ZM111 90V91H110ZM141 90V89H140ZM139 90V91H140ZM161 90V89H160ZM214 90V89H213ZM216 90V89H215ZM218 90V89H217ZM222 90V91H221ZM245 90H247V89H245ZM258 91V93H257V91ZM0 91H2V90H0ZM127 91V90H126ZM144 91V90H143ZM224 91H226V92H224ZM256 91V92H255ZM39 92V91H38ZM107 92V93H108ZM115 92V91H114ZM136 92V91H135ZM148 92V91H147ZM152 92V91H151ZM179 92V91H178ZM217 92V91H216ZM223 92V93H222ZM247 92H249V93H252V92H254L257 96H255V97H257V100L255 99V97H254V99H252L253 98V96L254 95H252V94H250L251 95V97L252 98H250V95H248L249 93H247ZM261 94H260V93ZM107 93H105V94H103V95H105L106 96V94ZM116 93V92H115ZM165 92H163V94H164ZM168 93V92H167ZM172 93V92H171ZM232 95H231V94ZM3 94V93H2ZM109 94V95H110ZM124 94V93H123ZM132 94H133V92H132ZM135 94V93H134ZM147 94V93H146ZM158 94V93H157ZM217 94V93H216ZM219 94H217V96H215V98H217L218 96L219 97H221V99L222 100H220L221 101V106L219 107L220 109L219 110H217V111H219V112H221L222 111V105L224 104V103H226L227 102V104H225L224 105V108L226 107V109L227 108H230V109H228L229 111H230V113H228L227 115V119H230L231 120V118L233 117L235 120H236V118L235 117H237V115H238V113L240 114L241 113V115H242V111H239L238 109L240 108V106L238 107H235V108H237V111L238 112H236V110L234 109V108H232V106H229L228 105V103H229V101L228 100H225L224 98H223V96H221V95H219ZM259 94H260V96H259ZM0 95H1V93H0ZM4 95V94H3ZM109 95H107L108 96V98H109ZM127 95V94H126ZM149 95V94H148ZM168 95V94H167ZM174 95V94H173ZM172 95V96H173ZM178 95H180V94H178ZM201 95V94H200ZM199 95V97H201ZM130 96V95H129ZM142 96H143V94H142ZM155 96H156V94H155ZM155 96H153V97H155ZM185 96V95H184ZM249 96V97H248ZM258 96L260 97V99H258ZM40 97V96H39ZM119 97V96H118ZM144 97V96H143ZM168 97H170V96H168ZM175 97V96H174ZM248 97V98H247ZM2 97H0V99H1ZM56 98V99H55ZM133 98H135V97H133ZM158 98V97H157ZM179 98V97H178ZM238 98V99H237ZM48 99V100H47ZM99 99V100H98ZM125 99V98H124ZM124 99L122 100V101H124ZM138 99V98H137ZM142 99V98H141ZM154 99V98H153ZM167 99V98H166ZM173 99V98H172ZM171 99V100H172ZM201 99V98H200ZM220 99V98H219ZM218 99V100H219ZM240 99V100H239ZM242 99V100H243ZM251 99V100H250ZM39 101H40V99H38ZM45 100L47 101V102H45ZM56 101V102H54V101ZM146 100V99H145ZM156 100V99H155ZM174 100V99H173ZM175 100H176V98H175ZM98 101V102H97ZM104 101V100H103ZM119 101H121V100H119ZM126 101V100H125ZM124 101V102H125ZM133 101V100H132ZM137 101V100H136ZM200 101V100H199ZM207 101V100H206ZM217 101V100H216ZM222 101H224V103L222 104ZM230 102V103H232V104H236V103H233V102ZM239 101H241V102H239ZM51 102H54V104H51ZM107 102H108V100H107ZM106 102V100H105V103H107ZM114 102V101H113ZM153 102H154V100H153ZM258 102V103H257ZM261 102H262V104H263V106L262 107H260L259 105L261 104ZM35 103L38 105V106H36L35 107ZM56 103V104H55ZM109 103V102H108ZM107 103V105L108 106H110L109 104ZM111 103V102H110ZM138 103V102H137ZM140 103V102H139ZM217 103V102H216ZM257 103V104H256ZM260 103V104H259ZM129 104V103H128ZM141 104V103H140ZM156 104H157V102H156ZM172 104V103H171ZM192 104V103H191ZM196 104V103H195ZM210 104V103H209ZM212 104V103H211ZM254 104H256V105H254ZM30 105V104H29ZM32 105V104H31ZM42 105V106H41ZM46 105H47V109H48V111H46ZM49 105L50 106H53L54 105V107H49ZM113 105H114V103H113ZM120 105V104H119ZM131 105V104H130ZM144 105V104H143ZM205 105H207V104H205ZM215 105V104H214ZM251 105V106H250ZM256 107L255 109H254V106ZM129 106V105H128ZM127 106V107H128ZM149 106V105H148ZM154 106V105H153ZM175 106V105H174ZM196 105H194L193 107H195ZM227 106H229V107H227ZM246 106H249V107H246ZM261 108V109H258L257 110V108H259V107ZM7 107V106H6ZM38 107V108H37ZM102 107V112H103V110H104V112L102 113V112H99L98 113V111H99V109ZM105 107H106V111H105ZM124 107V106H123ZM126 107V106H125ZM135 107V106H134ZM139 107H141V106H139ZM165 107V106H164ZM250 107H252L251 109H253V110H251L250 109ZM29 108V107H28ZM35 108H37V110L35 109ZM52 108V109H51ZM112 108H113V106H112ZM114 108H115V110H117V108H118V106L117 105H115L114 106ZM136 108V107H135ZM138 108V107H137ZM191 108V107H190ZM208 108V107H207ZM223 108V109H224ZM247 108V109H246ZM248 108H249V110H250V112H249V110H248ZM44 109H45V111H44ZM50 109H51V111H50ZM183 109V108H182ZM198 109V108H197ZM206 109V108H205ZM217 108H214L213 110H216ZM234 111H233V110ZM27 110V109H26ZM145 110V109H144ZM191 110V109H190ZM189 110V111H190ZM202 110H204V109H202ZM225 110V109H224ZM261 110H262V112H261ZM32 111V110H31ZM44 111V112H43ZM114 110H112V112H113ZM125 111V110H124ZM142 111V110H141ZM148 111V110H147ZM188 111V112H189ZM205 111V110H204ZM217 111H213L214 113H216ZM227 111V110H226ZM228 111V112H229ZM231 111H233V114H234V112H236L235 114H236V116H235V114H234V116H230V115H232V112ZM243 111V112H244ZM43 112V113H42ZM107 112V113H106ZM115 112V111H114ZM137 113H138V111H136ZM151 112V111H150ZM160 112V111H159ZM162 112V111H161ZM219 112H217V114L219 113ZM103 114V116H101L102 114ZM105 113V114H104ZM143 113V112H142ZM152 113V112H151ZM155 113V112H154ZM169 113V112H168ZM196 113V112H195ZM203 113V112H202ZM205 113V112H204ZM211 113V112H210ZM246 113V112H245ZM245 113H243V115L245 114ZM261 113V114H260ZM131 114V113H130ZM167 114V113H166ZM184 114H186V113H184ZM208 114V113H207ZM207 114H205V115H207ZM217 114H215V118H213L215 121H216V118H219V116H221L220 114L221 113H219V115L218 116H216ZM225 114V113H224ZM246 114V116H249V114L247 115ZM252 114L250 115V116H252ZM111 115H113V114H107L106 116H111ZM128 115V114H127ZM146 115V114H145ZM152 115V114H151ZM241 115H238V117H237V119L238 118H240L239 116H241ZM257 115V116H256ZM24 116V115H23ZM114 116V115H113ZM115 116H117V114H116V112H115ZM125 116V115H124ZM135 116H137V115H135ZM156 116V115H155ZM163 116V115H162ZM188 116V115H187ZM202 116V115H201ZM223 116V115H222ZM249 116V118L248 119H250V118H252V117H250ZM26 117V116H25ZM29 117V118H30ZM134 117V116H133ZM160 117V116H159ZM195 117V116H194ZM200 117V116H199ZM231 117V118H230ZM18 118V117H17ZM23 118V117H22ZM113 118V117H112ZM117 118H119V117H117ZM127 118V117H126ZM135 118V117H134ZM153 118V117H152ZM157 118V117H156ZM155 118V119H156ZM162 118V117H161ZM181 118V117H180ZM189 118H190V116H189ZM205 118H208L207 116H205ZM232 118V119H233ZM241 118H243V116H241ZM141 119V118H140ZM167 119V118H166ZM174 119V118H173ZM194 119V118H193ZM199 119V118H198ZM197 119V120H198ZM211 119H212V113H211ZM234 119H233V122H235L234 121ZM23 120V119H22ZM104 120V119H103ZM109 120V119H108ZM112 120V119H111ZM116 120V119H115ZM119 120V119H118ZM118 120H116L117 122H118ZM142 120V119H141ZM161 120V119H160ZM176 120V119H175ZM180 120V119H179ZM225 120V119H224ZM256 120V119H255ZM20 121H21V119H20ZM95 121H97V122H95ZM106 121V120H105ZM127 121V120H126ZM125 121V122H126ZM132 121V120H131ZM143 121V120H142ZM174 121V120H173ZM187 121V120H186ZM200 121V120H199ZM208 121V120H207ZM223 121V120H222ZM221 121V122H222ZM227 121V120H226ZM229 121V120H228ZM232 121V120H231ZM239 121V120H238ZM244 121V120H243ZM246 121V120H245ZM24 122V121H23ZM120 122V121H119ZM136 122V121H135ZM140 122V121H139ZM145 122V121H144ZM158 122V121H157ZM183 122V121H182ZM185 122V121H184ZM211 122V121H210ZM219 122H220V120H219ZM230 122V121H229ZM247 122V121H246ZM249 122H251V120L250 121H248V124H249ZM254 122H256V121H254ZM261 122V121H260ZM20 123V122H19ZM22 123V122H21ZM93 123V124H92ZM101 123V124H100ZM129 123V122H128ZM137 123V122H136ZM155 123V122H154ZM163 123V122H162ZM177 123V122H176ZM191 123V122H190ZM190 123L188 124V125H190ZM199 123V122H198ZM208 123V122H207ZM214 122H212L211 124H213ZM215 123H217V122H215ZM240 123V122H239ZM238 123V124H239ZM243 123V122H242ZM12 124V123H11ZM16 124V123H15ZM105 124V123H104ZM114 124V123H113ZM116 124V123H115ZM115 124H114V126H115ZM124 124V123H123ZM122 124V125H123ZM141 124V123H140ZM145 124V123H144ZM183 124V123H182ZM218 124V123H217ZM233 124V123H232ZM251 124H252V122H251ZM16 125H18V124H16ZM16 125H14L15 127H13V131H14V128H15V130L17 129V126ZM100 125H102V126H100ZM107 125H108V123H107ZM117 125H118V123H117ZM139 125V124H138ZM142 125V124H141ZM162 125V127H163V125H164V123L163 124H161ZM168 125V124H167ZM171 125V124H170ZM214 125V124H213ZM212 125V126H213ZM225 125H226V122H225ZM224 125V126H225ZM230 125H231V123H230ZM259 125V124H258ZM19 126V125H18ZM38 126V127H37ZM205 126V125H204ZM203 126V127H204ZM234 126V125H233ZM260 126V125H259ZM41 127H39V128H41ZM97 127V126H96ZM105 128H108L107 126H106V124H105V126H104ZM119 127V126H118ZM123 127V126H122ZM131 127H133V126H131ZM208 127V126H207ZM210 127V126H209ZM208 127V128H209ZM215 127H216V125H215ZM235 127V126H234ZM246 127V126H245ZM244 127V128H245ZM11 128V127H10ZM128 128H129V126H128ZM168 128V127H167ZM170 128H171V126H170ZM177 128V127H176ZM200 128V127H199ZM217 128V127H216ZM240 128H241V126H240ZM254 128H259V127H254ZM253 128V129H254ZM3 129V128H2ZM115 129H117V128H115ZM130 129H132V128H130ZM143 129V128H142ZM154 129V128H153ZM187 129V128H186ZM207 129V128H206ZM235 129H236V127H235ZM238 129H239V127H238ZM249 129V128H248ZM247 129V130H248ZM7 130V129H6ZM30 130H32V129H30ZM34 130V129H33ZM97 131H92V133L94 134V133H96V132H98V131H100V129H96ZM104 130V129H103ZM109 130H110V128H109ZM123 130V129H122ZM126 130H128V129H126ZM132 130H136V129H132ZM151 130V129H150ZM149 130V131H150ZM166 130V129H165ZM175 130V129H174ZM183 130V129H182ZM198 130V129H197ZM4 131V130H3ZM35 131V130H34ZM82 131V132H81ZM159 131V130H158ZM161 131H163V130H161ZM168 131H170L169 129H168ZM205 131V130H204ZM209 131V130H208ZM223 131V130H222ZM222 131H221V133H222ZM243 131V130H242ZM249 131H250V129H249ZM260 131V130H259ZM23 132V133H22ZM30 132V131H29ZM85 132V133H86ZM102 132V131H101ZM141 132V131H140ZM145 132H146V130H145ZM156 132V131H155ZM172 132V131H171ZM258 132V131H257ZM11 133V132H10ZM17 135H19L18 137L17 136H15L16 134ZM86 133V134H87ZM100 133V132H99ZM105 133V132H104ZM108 133V132H107ZM134 133V132H133ZM209 133V132H208ZM227 133V132H226ZM244 133H245V131H244ZM21 134H22V137H21ZM23 134H24V136H23ZM29 134H33L37 139V141L36 140H34V141H36L35 143L37 144V146H36V148H38V150L37 151H40L39 152V154H34L35 152L34 151H36L35 149H33V144H34V141H32V138L34 137H27V139H25L26 138V136H28ZM111 134H112V132H111ZM138 134V133H137ZM136 134V135H137ZM154 134V133H153ZM160 134V133H159ZM163 134V133H162ZM169 134H171L170 132H169ZM168 134V135H169ZM224 134V133H223ZM228 134V133H227ZM230 134V133H229ZM228 134V135H229ZM242 134V133H241ZM248 134V133H247ZM252 134V133H251ZM26 135V136H25ZM100 135V134H99ZM122 135V134H121ZM124 135V134H123ZM127 135V134H126ZM129 135L130 134H128L127 136L129 137ZM144 135V134H143ZM151 135V134H150ZM154 135H157V134H154ZM161 135V134H160ZM192 135V134H191ZM238 135V134H237ZM239 135H240V132H239ZM249 135V134H248ZM252 135H254V132H253V134ZM251 135V136H252ZM259 135V134H258ZM30 136V135H29ZM86 136V135H85ZM91 136H93V135H91ZM95 136V135H94ZM101 136V135H100ZM104 136H106V135H104ZM140 136V135H139ZM149 136V135H148ZM194 136V135H193ZM233 136V135H232ZM261 136V135H260ZM14 137H15V140H14ZM17 137V138H16ZM88 137V136H87ZM87 137H84L83 136V140H84V138H86L87 139ZM96 137H97V135H96ZM102 137V136H101ZM117 137V136H116ZM120 137V136H119ZM171 137V136H170ZM169 137V138H170ZM211 137H212V135H211ZM215 137V136H214ZM214 137H213V139H214ZM216 137H218V136H216ZM222 137V136H221ZM225 137H226V135H225ZM245 137V136H244ZM249 136H247L246 135V138H248ZM31 140V143H30V140ZM105 138V137H104ZM121 138V137H120ZM137 138H139V137H137ZM199 138V137H198ZM205 138V137H204ZM223 138H224V136H223ZM239 138H240V136H239ZM252 138V137H251ZM250 138V139H251ZM263 138V137H262ZM5 139V140H6ZM13 139V140H12ZM81 139V140H82ZM91 139V138H90ZM103 139V138H102ZM112 139H113V136H112ZM124 139V138H123ZM125 139H126V137H125ZM129 139V138H128ZM127 139V140H128ZM152 139V138H151ZM206 139V138H205ZM227 139V138H226ZM231 139H232V137H231ZM249 139V138H248ZM253 139H255V138H253ZM25 140L27 141V142H25ZM76 140H78V139H76ZM97 140V139H96ZM118 140V139H117ZM140 140V139H139ZM144 140V139H143ZM157 140V139H156ZM183 140V139H182ZM200 140V139H199ZM216 140V139H215ZM219 140H220V138H219ZM219 140H218V142H219ZM223 140L224 139H222V142H223ZM235 140V139H234ZM237 140H238V138H237ZM237 140H236V142H237ZM252 140V139H251ZM29 141V142H28ZM73 141H75V143H72ZM86 141V140H85ZM90 141V143H91V140H89ZM93 141V140H92ZM100 141V140H99ZM113 141V140H112ZM121 141V140H120ZM179 141V140H178ZM196 141V140H195ZM201 141V140H200ZM255 141H257L256 139H255ZM1 142V141H0ZM3 142V141H2ZM24 142V143H23ZM111 142V141H110ZM154 142V141H153ZM156 142V141H155ZM154 142V143H155ZM165 142V141H164ZM184 142V141H183ZM203 142V141H202ZM209 142V141H208ZM229 142V141H228ZM234 142V141H233ZM232 142V143H233ZM249 142V141H248ZM248 142H246V143H248ZM262 142V141H261ZM19 143V144H20ZM26 143H28L27 145H26ZM30 143V144H29ZM104 143V142H103ZM103 143H102V146H104L103 145ZM106 143H108V142H106ZM120 143V142H119ZM126 143V142H125ZM205 143V142H204ZM212 143H214V142H211V143H209V144H212ZM27 146V148H25V145ZM35 144V145H36ZM84 144V143H83ZM112 144V143H111ZM120 144H122V143H120ZM130 144H132V143H130ZM147 144V143H146ZM208 144V145H209ZM216 144V143H215ZM251 144H253V143H251ZM34 145V146H35ZM87 145V144H86ZM90 145H92V144H90ZM106 145V147H107V144H105ZM110 145V144H109ZM143 145V144H142ZM178 145V144H177ZM241 145V144H240ZM254 145V144H253ZM258 145V144H257ZM256 145V146H257ZM262 145V144H261ZM70 146V147H71ZM75 146V145H74ZM84 146V145H83ZM125 146V145H124ZM124 146H123V148H124ZM146 146V145H145ZM149 146V145H148ZM161 146V145H160ZM166 146V145H165ZM172 146V145H171ZM174 146V145H173ZM188 146V145H187ZM191 146V145H190ZM203 146V145H202ZM204 146H205V144H204ZM212 146H213V144H212ZM211 146V147H212ZM217 146V145H216ZM219 146H221V144L219 145ZM224 146V145H223ZM228 146V145H227ZM230 146V145H229ZM234 146V145H233ZM260 146V145H259ZM69 147V149L68 150H64L65 151V153H67V151L69 152L70 151V153H71V150H73L72 148H74V147H71L70 148ZM113 147V146H112ZM126 147V146H125ZM130 147V146H129ZM139 147V146H138ZM140 147H141V145H140ZM154 147V146H153ZM157 147H158V145H157ZM164 147V146H163ZM169 147V146H168ZM215 147V146H214ZM218 147V146H217ZM237 147H238V145H237ZM77 148V147H76ZM93 148H95V147H93ZM100 148H103V147H100ZM136 148V147H135ZM162 148V147H161ZM200 148V147H199ZM229 148H231V147H228V149ZM236 148V147H235ZM249 148V147H248ZM253 148V147H252ZM263 148H264V146H263ZM78 149V148H77ZM113 149V148H112ZM156 149V148H155ZM187 149H189V148H187ZM197 149V148H196ZM201 149V148H200ZM210 149V148H209ZM221 149V148H220ZM224 149H226V148H224ZM262 149V148H261ZM34 150V151H33ZM76 150V149H75ZM83 150H84V148H83ZM88 150V149H87ZM92 150V149H91ZM95 150V149H94ZM99 150V149H98ZM107 150V149H106ZM131 150V149H130ZM141 150V149H140ZM149 150V149H148ZM147 150V151H148ZM152 150V149H151ZM168 150H169V148H168ZM177 150V149H176ZM208 150V149H207ZM218 150V149H217ZM227 150V149H226ZM246 150V149H245ZM253 150H254V148H253ZM8 151V152H7ZM37 151H36V153H37ZM117 151V150H116ZM115 151V152H116ZM120 151V150H119ZM129 151V150H128ZM185 151H187V150H185ZM211 151H213V152H215V150L214 149H212ZM220 151V150H219ZM229 151H230V149H229ZM248 151H249V149H248ZM99 152V151H98ZM125 152V151H124ZM137 152V151H136ZM138 152H140V151H138ZM161 152V151H160ZM201 152H202V150H201ZM217 152V151H216ZM226 152V151H225ZM236 152H237V150H236ZM241 152V151H240ZM239 152V153H240ZM257 152V151H256ZM73 153V152H72ZM79 153V152H78ZM89 153H90V151H89ZM95 153H96V151H95ZM117 153V152H116ZM145 153V152H144ZM190 153V152H189ZM193 153V152H192ZM209 153V152H208ZM219 153V152H218ZM254 153V152H253ZM64 154V153H63ZM62 154V155H63ZM114 154V153H113ZM126 154V153H125ZM174 154V153H173ZM204 154V153H203ZM202 154V155H203ZM207 154V153H206ZM212 154V153H211ZM220 154V153H219ZM219 154H215L216 156H218ZM224 154V153H223ZM230 154H232V153H230ZM242 154H244V152L242 153ZM19 155V156H18ZM76 155H77V153H76ZM97 155V154H96ZM134 155V154H133ZM138 155V154H137ZM163 155V154H162ZM195 155H196V153H195ZM246 155V154H245ZM260 155V154H259ZM1 156H0V158H1ZM11 156V157H12ZM18 156V157H17ZM55 156V157H54ZM64 157H65V154L63 155ZM83 156V155H82ZM92 156H95V155H92ZM125 156V155H124ZM127 156V155H126ZM132 156V155H131ZM153 156V155H152ZM158 156V155H157ZM165 156V155H164ZM178 156V155H177ZM212 156H214V155H212ZM211 156V157H212ZM253 156V157H252ZM252 156H249V157H251L250 159H252V158H254V155L252 154ZM10 157V158H11ZM71 157H72V155H71ZM76 157V156H75ZM81 157V156H80ZM90 157V156H89ZM109 157V156H108ZM122 157V156H121ZM163 157V156H162ZM195 157V156H194ZM198 157V156H197ZM208 157H209V155H208ZM211 157H209V158H211ZM225 157H226V155H225ZM224 157V158H225ZM229 157V156H228ZM240 157V156H239ZM245 158H246V156H244ZM248 157V156H247ZM261 157V156H260ZM5 158H9V157H5ZM9 158V159H10ZM13 158V157H12ZM11 158V159H12ZM67 157H65V159H66ZM77 158V157H76ZM92 158V157H91ZM90 158V159H91ZM100 158V157H99ZM104 158V157H103ZM109 158H111V157H109ZM114 158H116V157H114ZM142 158V157H141ZM154 158V157H153ZM174 158V157H173ZM222 157H218V158H216V159H221ZM224 158H223V160H224ZM233 158V157H232ZM232 158H231V160H232ZM238 158V157H237ZM245 158L243 159L244 161H245ZM257 158V157H256ZM256 158H254V159H256ZM60 159V160H59ZM77 159H79V158H77ZM90 159L88 160V161H90ZM117 159V158H116ZM126 159L127 158H125V161H126ZM131 159H132V157H131ZM147 159V158H146ZM157 159V158H156ZM172 159V158H171ZM177 159V158H176ZM180 159V158H179ZM199 159V158H198ZM215 159V158H214ZM242 159V158H241ZM0 160H4V159H0ZM63 161H64V159H62ZM87 160V159H86ZM133 160V159H132ZM164 160H166V159H164ZM170 160V159H169ZM195 160V159H194ZM203 160V159H202ZM202 160H201V162H202ZM222 160V161H223ZM230 160V161H231ZM263 160V159H262ZM59 161H60V163H59ZM122 161H123V159H122ZM143 161V160H142ZM157 161V160H156ZM155 161V162H156ZM183 161V160H182ZM208 162H209V159L207 160ZM210 161H212V160H210ZM217 161V160H216ZM215 161V162H216ZM237 161V160H236ZM235 161V162H236ZM66 162V161H65ZM68 162V161H67ZM70 162L71 161H69V164H70ZM76 162H77V160H76ZM84 162V161H83ZM82 162V163H83ZM92 162V161H91ZM112 162V161H111ZM128 162V161H127ZM132 162V161H131ZM130 162V163H131ZM163 162V161H162ZM170 162V161H169ZM187 162H188V160H187ZM199 162V161H198ZM201 162H200V164H201ZM204 162V161H203ZM206 162V161H205ZM207 162V163H208ZM213 162V161H212ZM214 162V164H216ZM254 162V161H253ZM252 162V163H253ZM13 163V164H12ZM57 163H59V166H57L58 164ZM80 163V162H79ZM95 163V162H94ZM98 163V162H97ZM99 163H101V162H99ZM98 163V164H99ZM104 163V162H103ZM113 163H114V161H113ZM116 163V162H115ZM141 163V162H140ZM147 163V162H146ZM161 163V162H160ZM168 163V162H167ZM167 163H164V164H167ZM174 163V162H173ZM182 163V162H181ZM237 163V162H236ZM255 163V162H254ZM261 163V162H260ZM65 164V163H64ZM68 164V166H67V164H66V167H64L63 166V169L62 170H67L68 168H70V165H72V164H70L69 165ZM86 164H87V162H86ZM110 164V163H109ZM112 164V163H111ZM120 165H121V163H119ZM123 164V163H122ZM155 164V163H154ZM184 164H185V162H184ZM188 164H189V162H188ZM192 164V163H191ZM198 164V163H197ZM205 164V163H204ZM230 164V163H229ZM232 164H233V160H232ZM246 164V163H245ZM249 164V163H248ZM75 165V164H74ZM78 165V164H77ZM84 165H85V163H84ZM87 165H89V164H87ZM100 165V164H99ZM108 165V164H107ZM114 165V164H113ZM126 165V164H125ZM136 165V164H135ZM134 165V166H135ZM144 165V164H143ZM193 166H194V164H192ZM191 165V166H192ZM217 165H218V161H217ZM254 165V164H253ZM252 165V166H253ZM256 165V164H255ZM97 166V165H96ZM160 166H162V165H160ZM209 166V165H208ZM215 166V165H214ZM231 166H233V165H231ZM249 166H251V164L249 165ZM93 167H95V166H93ZM100 167H102V166H100ZM125 167V166H124ZM183 167V166H182ZM200 167V166H199ZM198 167V168H199ZM203 167V166H202ZM216 167V166H215ZM219 168H220V166H218ZM228 167V166H227ZM230 167V166H229ZM229 167H228V169H226V167L224 166V171H225V169H226V171H228V175H229V173L232 175H229L230 177H233V176H235L236 174H235V172H236V170L237 169H240V166L238 167V168H235L236 170H235V172L233 173V171H231L232 169H234V168H230L229 169ZM236 167V166H235ZM255 167V166H254ZM253 167V168H254ZM51 168L50 167V169L52 170L51 172L53 173V171L54 172H56L55 171V169L56 168ZM65 168V169H64ZM82 168V167H81ZM84 168V167H83ZM86 168H88V167H86ZM97 168V167H96ZM115 168V167H114ZM132 168H133V165H132ZM168 168V167H167ZM183 168H185V167H183ZM188 168V167H187ZM191 168V167H190ZM208 168V167H207ZM222 168V167H221ZM249 168V167H248ZM261 168V167H260ZM71 169V168H70ZM79 169V168H78ZM100 169V168H99ZM103 169V168H102ZM131 169V168H130ZM176 169V168H175ZM242 169V168H241ZM263 169H264V167H263ZM41 170V171H40ZM46 169H44V172H48ZM71 170H73V169H71ZM82 170V169H81ZM89 170V169H88ZM92 170H93V168H92ZM113 170V169H112ZM117 170H118V168H117ZM151 170V169H150ZM180 170V169H179ZM185 170V169H184ZM200 170V169H199ZM208 170H210V169H208ZM216 170V169H215ZM219 170V172H220V169H218ZM217 170V171H218ZM249 170V169H248ZM255 170H256V167H255ZM257 170H259V169H257ZM50 171V170H49ZM59 171H60V169H59ZM103 171V170H102ZM101 171V172H102ZM119 171H121V170H119ZM124 171V170H123ZM128 171V170H127ZM132 171V170H131ZM130 171V172H131ZM145 171V170H144ZM186 172L187 171H189V170H185ZM194 171V170H193ZM192 171V172H193ZM201 172H202V170H200ZM212 171V170H211ZM239 171V170H238ZM237 171V172H238ZM242 171V170H241ZM246 171H247V168H246ZM252 171H254V170H252ZM43 172V173H44ZM62 172V171H61ZM65 172V171H64ZM73 172V171H72ZM77 172V171H76ZM75 172V173H76ZM81 172V171H80ZM79 172V173H80ZM101 172H99L100 174H101ZM108 172V171H107ZM114 172V171H113ZM125 172V171H124ZM142 172V171H141ZM154 172V171H153ZM191 172V173H192ZM263 172V171H262ZM6 173H9V177L7 176V177H5V175H6ZM41 173H39V174H41ZM42 173V174H43ZM60 173V172H59ZM58 173V174H59ZM68 173V172H67ZM89 173V172H88ZM134 173V172H133ZM184 173V172H183ZM193 173H195V172H193ZM199 173V172H198ZM224 172H223V170H222V174H223ZM226 174H225V176L227 175V172H225ZM250 173H251V171H250ZM261 173V172H260ZM32 174V173H31ZM47 174H49V173H47ZM62 174V173H61ZM81 174V173H80ZM110 174V173H109ZM132 174V173H131ZM156 174V173H155ZM168 174V173H167ZM206 174V173H205ZM222 174H221V176L220 177H224L225 178V176L223 175L222 176ZM234 174V175H233ZM35 175H37V174H35ZM46 175V174H45ZM50 175H51V173H50ZM65 175V174H64ZM67 175V174H66ZM69 175H70V172H69ZM95 175V174H94ZM112 175V174H111ZM118 175V174H117ZM134 175V174H133ZM188 175V174H187ZM192 175V174H191ZM196 175H197V173H196ZM199 175H201V174H199ZM198 175V176H199ZM210 175H212V174H210ZM241 175V174H240ZM261 175H262V173H261ZM73 176V175H72ZM89 176V175H88ZM91 176H92V174H91ZM137 176V175H136ZM157 176V175H156ZM178 176V175H177ZM213 176V175H212ZM218 176H219V174H218ZM229 176H226L227 178H228V181L230 180V178H229ZM237 176V175H236ZM26 177V176H25ZM62 177V176H61ZM77 177V176H76ZM101 177V176H100ZM109 177V176H108ZM112 177H114L113 175H112ZM151 177V176H150ZM162 177V176H161ZM164 177V176H163ZM168 177V176H167ZM183 177H184V175H183ZM196 177V176H195ZM205 177V176H204ZM203 177V178H204ZM239 177V176H238ZM7 178H10L9 180H10V183H8L7 182ZM27 178V177H26ZM38 178V177H37ZM42 178V177H41ZM53 178V177H52ZM56 178V177H55ZM74 177H72V179H73ZM94 178H96V177H94ZM102 178H105V177H102ZM101 178V179H102ZM107 178V177H106ZM119 178V177H118ZM138 178V177H137ZM159 178V177H158ZM198 178V177H197ZM233 178H236V177H233ZM232 178V179H233ZM241 178V177H240ZM258 178H260L259 176H258ZM76 179H78V178H75V180ZM123 179H125V178H123ZM127 179V178H126ZM125 179V180H126ZM130 179H131V177H130ZM139 179V178H138ZM169 179V178H168ZM205 179V178H204ZM203 179V180H204ZM207 179V178H206ZM242 179V178H241ZM33 180V179H32ZM44 180H46V179H44ZM62 180H63V178H62ZM61 180V181H62ZM66 180V179H65ZM69 180V179H68ZM80 180H82V179H80ZM84 180V179H83ZM99 180V179H98ZM122 180V179H121ZM124 180V181H125ZM141 180V179H140ZM179 180V179H178ZM187 180H188V178H187ZM191 180V179H190ZM193 180V179H192ZM198 180V179H197ZM202 180V179H201ZM210 180H211V178H210ZM209 180V181H210ZM215 180H216V177H215ZM220 180H221V178H220ZM222 180H223V178H222ZM244 180H246V179H244ZM244 180H241V181H244ZM47 181V180H46ZM45 181V182H46ZM52 181V180H51ZM74 181V180H73ZM103 181V180H102ZM111 181V180H110ZM119 181H120V179H119ZM129 181V180H128ZM134 181H137V180H134ZM194 181V180H193ZM227 179L224 181L225 183H226V185H227ZM231 181H234L235 182V185H236V183H237V179H236V181L235 180H231ZM247 181V180H246ZM26 182V183H25ZM31 182V181H30ZM29 182V183H30ZM39 182H40V179H39ZM63 182V181H62ZM80 182V181H79ZM78 182V183H79ZM83 182V181H82ZM93 182H95V181H93ZM96 182H98V181H96ZM109 182V181H108ZM173 182V181H172ZM176 182V181H175ZM178 182V181H177ZM200 182V181H199ZM205 182V181H204ZM234 182L232 183L231 182V186H232V184H233V186H235L234 185ZM239 182V181H238ZM245 182V181H244ZM33 183V182H32ZM52 183V182H51ZM64 183H65V181H64ZM63 183V184H64ZM87 183V182H86ZM106 183V182H105ZM123 183V182H122ZM126 183V182H125ZM136 183V182H135ZM134 183V184H135ZM146 183V182H145ZM150 183V182H149ZM153 183V182H152ZM182 183H184V180H183V182ZM196 183V182H195ZM202 183V182H201ZM208 183V182H207ZM211 183H212V181H211ZM217 183V182H216ZM221 183H223V182H221ZM229 183V182H228ZM243 183V182H242ZM43 184V183H42ZM53 184V183H52ZM63 184H61V185H63ZM88 184V183H87ZM97 184V183H96ZM147 184V183H146ZM177 184V183H176ZM180 184V183H179ZM241 184V183H240ZM245 184H246V182H245ZM249 184V183H248ZM257 184V183H256ZM22 185V186H21ZM24 185V186H23ZM37 185V184H36ZM56 185V184H55ZM65 185H66V183H65ZM86 185V184H85ZM91 185V184H90ZM117 185V184H116ZM128 185V184H127ZM158 184H156V186H157ZM161 185V184H160ZM170 185V184H169ZM186 185V184H185ZM221 185V184H220ZM225 185V184H224ZM243 185V187H244V184H242ZM254 185V184H253ZM258 185V184H257ZM27 186H29V187H31V183L29 184V185H27ZM41 186V185H40ZM39 186V187H40ZM43 186V185H42ZM46 186V185H45ZM51 186H54V185H51ZM78 186V185H77ZM93 186V185H92ZM98 186V185H97ZM125 186V185H124ZM133 186V185H132ZM150 186V185H149ZM148 186V187H149ZM187 186H189L188 184H187ZM196 186V185H195ZM200 186V185H199ZM201 186H203V185H201ZM217 186V185H216ZM215 186V187H216ZM222 186V185H221ZM220 186V187H221ZM232 186V187H233ZM239 186V185H238ZM252 186V185H251ZM29 187L27 188L26 186H25V188H27V191H29ZM75 187V186H74ZM83 187V186H82ZM101 187V186H100ZM104 187V186H103ZM115 187V186H114ZM120 187V186H119ZM123 187V186H122ZM136 187H138V186H136ZM135 187V188H136ZM152 187V186H151ZM155 187V186H154ZM174 187H176V186H174ZM180 187V186H179ZM206 187V186H205ZM208 187V186H207ZM218 187V186H217ZM249 187V186H248ZM247 187V188H248ZM34 188V187H33ZM53 188V187H52ZM58 188V187H57ZM106 188V187H105ZM112 188V187H111ZM146 188V187H145ZM193 188V187H192ZM203 188V187H202ZM225 188H227V187H225ZM224 187L222 188V189H225ZM9 189H10V191H9ZM12 189V190H11ZM24 189V188H23ZM40 189H42V188H40ZM47 189H49V188H47ZM83 189V188H82ZM81 189V190H82ZM88 189H90V188H88ZM98 189V188H97ZM148 189V188H147ZM164 189V188H163ZM167 189V188H166ZM183 189V188H182ZM210 189V188H209ZM216 189V188H215ZM241 189H242V187H241ZM244 189V188H243ZM250 189H251V187H250ZM254 189V188H253ZM261 189V188H260ZM263 189V188H262ZM25 190V189H24ZM32 190V189H31ZM34 190H35V188H34ZM53 190V189H52ZM51 190V191H52ZM55 190H57V189H55ZM64 190V189H63ZM66 190V189H65ZM117 190V189H116ZM137 190V189H136ZM161 190V189H160ZM186 190H187V188H186ZM194 190H195V188H194ZM249 190V189H248ZM252 190V189H251ZM67 191V190H66ZM85 191V190H84ZM83 191V192H84ZM97 191V190H96ZM95 191V192H96ZM99 191V190H98ZM108 191H110V190H108ZM112 191V190H111ZM123 191V190H122ZM129 191H131V190H129ZM150 191V190H149ZM148 191V192H149ZM156 191H157V189H156ZM231 191V190H230ZM234 191H236L235 189H234ZM240 191V190H239ZM243 191L244 190H242V193H243ZM260 191V190H259ZM7 192H8V196H6V197H4L5 195H7ZM30 192H32V191H30ZM62 192V191H61ZM74 192V191H73ZM78 192H80V191H78ZM94 192V193H95ZM100 192H101V188H100ZM139 192V191H138ZM171 192V191H170ZM169 192V193H170ZM175 192V191H174ZM180 192V191H179ZM189 192H191V191H189ZM201 192H203V190L201 191ZM226 192V191H225ZM228 192V191H227ZM249 192H251V191H249ZM255 192V191H254ZM34 193V192H33ZM33 193H31L30 195H32ZM39 193V192H38ZM45 193V192H44ZM50 193V192H49ZM54 193V192H53ZM59 193H60V191H59ZM77 193V192H76ZM81 193V192H80ZM105 193H106V191H105ZM120 193V192H119ZM126 193V192H125ZM140 193V192H139ZM144 194H145V192H143ZM206 193V192H205ZM229 193V192H228ZM238 192L236 191V194H237ZM256 193H257V191H256ZM17 194H16V196H17ZM37 194V193H36ZM35 194V195H36ZM52 194V193H51ZM57 194V193H56ZM70 194V193H69ZM109 194H110V192H109ZM138 194V193H137ZM140 194H142V191H141V193ZM139 194V195H140ZM143 194V196H145ZM152 194V193H151ZM178 194V193H177ZM181 194V193H180ZM182 194H183V192H182ZM195 194H196V192H195ZM200 194V193H199ZM207 194V193H206ZM220 194H222V190H221V193ZM262 194V193H261ZM39 195V194H38ZM61 195V194H60ZM73 195V194H72ZM71 195V196H72ZM89 195V194H88ZM96 195V194H95ZM94 195V196H95ZM114 195V194H113ZM116 195H118L117 193H116ZM128 195V194H127ZM126 195V196H127ZM158 195V194H157ZM169 195V194H168ZM173 195V194H172ZM212 195H214V194H212ZM217 195V194H216ZM224 195H226V193L224 194ZM227 195H229L228 197L230 198V200H232L233 198V196L232 195H234V197H235V194H227ZM240 195V194H239ZM243 195V194H242ZM245 195H246V192H245ZM255 195V194H254ZM259 195V194H258ZM13 197H14V195H12ZM22 196V195H21ZM55 196H57V195H55ZM62 196V195H61ZM61 196H59V197H61ZM77 196V195H76ZM150 196V195H149ZM164 196V195H163ZM189 196V195H188ZM204 196V195H203ZM232 196V197H231ZM244 196V195H243ZM242 196V197H243ZM257 196V195H256ZM12 197V198H13ZM24 197V196H23ZM28 197V196H27ZM32 197V196H31ZM35 197V196H34ZM80 197V196H79ZM103 197V196H102ZM109 197V196H108ZM113 197V196H112ZM130 197V196H129ZM139 197V196H138ZM177 197V196H176ZM184 197V196H183ZM197 198H198V196H196ZM202 197V196H201ZM209 197H211V195L209 196ZM215 197V196H214ZM254 197V196H253ZM262 197V196H261ZM260 197V198H261ZM15 198V197H14ZM13 198V199H14ZM20 198V197H19ZM29 198V197H28ZM36 198V197H35ZM57 198V197H56ZM63 198V197H62ZM75 198V200H76V197H74ZM84 198H86V197H84ZM90 198V197H89ZM96 198H97V196H96ZM105 198V197H104ZM111 198V197H110ZM120 198V197H119ZM165 198V197H164ZM170 198V197H169ZM204 198V197H203ZM202 198V199H203ZM232 198V199H231ZM246 198V197H245ZM249 198V197H248ZM32 199H34V198H32ZM31 199V200H32ZM48 199V198H47ZM66 199V198H65ZM68 199V198H67ZM88 199V198H87ZM98 199V198H97ZM100 199H102V198H100ZM109 199V198H108ZM131 199H133V198H131ZM154 199V198H153ZM167 199H168V197H167ZM170 199H172V198H170ZM214 199V198H213ZM220 199V198H219ZM222 199V198H221ZM224 199V198H223ZM237 199V198H236ZM31 200H29V201H31ZM61 200H63V199H61ZM120 200V199H119ZM126 200V199H125ZM144 200V199H143ZM169 200V199H168ZM167 200V201H168ZM176 200V199H175ZM193 200V199H192ZM210 200V199H209ZM216 200V199H215ZM226 200H228V199H226ZM241 200V199H240ZM245 200V199H244ZM248 200V199H247ZM258 200H259V198H258ZM258 200H256V201H258ZM261 200H262V198H261ZM8 202V203H11V202ZM13 201V200H12ZM37 201V200H36ZM44 201V200H43ZM57 201H58V199H57ZM57 201H56V203H57ZM59 201H60V199H59ZM72 201V200H71ZM90 201H91V198H90ZM89 200H88V202H90ZM93 201H95V199L93 198ZM139 201H141V200H139ZM145 201H147V200H145ZM177 201H179V200H177ZM176 201V202H177ZM182 201H184V200H182ZM196 201V200H195ZM200 201H201V199H200ZM217 201H218V199H217ZM253 201V200H252ZM263 202H264V200H262ZM46 202V201H45ZM53 202V201H52ZM67 202V201H66ZM72 202H74V201H72ZM72 202H71V204H72ZM76 202V201H75ZM81 202H83V200L81 201ZM104 202V201H103ZM115 202H117V201H115ZM134 202V201H133ZM136 202V201H135ZM143 202V201H142ZM141 202V203H142ZM162 202V201H161ZM172 202V201H171ZM181 202V201H180ZM187 202V201H186ZM194 202V201H193ZM199 202V201H198ZM197 202V203H198ZM208 202V201H207ZM206 202V203H207ZM210 203H211V201H209ZM209 202H208V204H209ZM227 202V201H226ZM230 202V201H229ZM238 202V201H237ZM241 202V201H240ZM254 202V201H253ZM261 202V201H260ZM4 203V204H5ZM13 203H15V201L13 202ZM38 203V202H37ZM60 203V202H59ZM62 203V202H61ZM107 203V202H106ZM112 203H114L113 201H112ZM111 203V204H112ZM125 203H127V201L125 202ZM155 203V202H154ZM160 203V202H159ZM170 203V202H169ZM202 203H204V201L202 202ZM231 203V202H230ZM229 203V204H230ZM244 203V202H243ZM242 202H241V206H242V204H243ZM246 203H248V202H246ZM258 203V202H257ZM31 204V203H30ZM66 204V203H65ZM76 204H77V202H76ZM84 204V203H83ZM86 204H87V202H86ZM93 204V203H92ZM97 204H98V202H97ZM100 204H102V203H100ZM117 205H118V203H116ZM121 204V203H120ZM145 204V206H146V204L147 203H144ZM143 204V205H144ZM177 204V203H176ZM183 204H185V203H183ZM189 204H191V201H190V203ZM216 204V203H215ZM218 204H220V203H218ZM223 204V203H222ZM222 204H221V206H222ZM226 204V203H225ZM229 204H227V205H229ZM238 204V203H237ZM251 204V203H250ZM6 205V204H5ZM13 205H15V204H13ZM27 205H29V204H27ZM32 205H33V203H32ZM53 205H54V202H53ZM67 205V204H66ZM75 205V203L73 204V206ZM78 205V204H77ZM90 205V204H89ZM114 205V204H113ZM123 205V204H122ZM162 205V204H161ZM170 205H171V203H170ZM174 205V204H173ZM180 205H182V203H180ZM198 204H196V206H197ZM201 204H199V206H200ZM203 205H205V204H203ZM202 205V206H203ZM213 205V204H212ZM232 205V204H231ZM245 205V203L243 204V206ZM247 205V204H246ZM7 206H8V204H7ZM16 206V205H15ZM20 206V205H19ZM41 206V205H40ZM52 206V205H51ZM59 206V205H58ZM68 206V205H67ZM72 206V207H73ZM86 206H88V205H86ZM98 206V205H97ZM103 206V205H102ZM106 206V205H105ZM138 206V205H137ZM137 206H136V208H137ZM141 206V205H140ZM151 206V205H150ZM207 206V205H206ZM205 206V207H206ZM209 206V205H208ZM234 206V205H233ZM236 206H240V204L239 205H236ZM242 206V207H243ZM251 206V205H250ZM2 207H5V206H2ZM62 207V206H61ZM65 207V206H64ZM89 207V206H88ZM95 207V206H94ZM107 207V206H106ZM116 207V206H115ZM120 207V206H119ZM118 207V208H119ZM161 207H163V205L161 206ZM184 207V206H183ZM192 207V206H191ZM216 207L217 206H215V209L214 210H216ZM219 207V206H218ZM225 207H227V206H225ZM224 207V208H225ZM247 207V206H246ZM252 207V206H251ZM8 208V207H7ZM53 208H54V206H53ZM59 208V207H58ZM66 208V207H65ZM73 208H76V207H73ZM72 208V209H73ZM81 208V207H80ZM85 208V207H84ZM100 208V207H99ZM108 208H110V207H108ZM111 208H113V206L111 207ZM135 208V209H136ZM147 208V207H146ZM153 208V207H152ZM151 208V209H152ZM193 208V207H192ZM197 208V207H196ZM199 209H200V207H198ZM204 208V207H203ZM228 208H229V206H228ZM230 208H232V207H230ZM234 208V207H233ZM235 208H237V207H235ZM240 208V207H239ZM245 208V207H244ZM44 209H46L45 207H44ZM48 209V208H47ZM62 209H63V207H62ZM138 209V208H137ZM158 209V208H157ZM164 209V208H163ZM166 209H168V210H170L169 208H165L164 210H166ZM176 209V208H175ZM183 209V208H182ZM208 209H210V208H208ZM211 209H213V208H211ZM221 209V208H220ZM227 209V208H226ZM242 209V208H241ZM249 209H251L250 207H249ZM255 209H257V208H255ZM50 210V209H49ZM48 210V211H49ZM65 210V209H64ZM75 210V209H74ZM97 210V209H96ZM107 210V209H106ZM105 210V211H106ZM114 210V209H113ZM177 210V209H176ZM206 210V209H205ZM228 210V209H227ZM236 210V209H235ZM239 210V209H238ZM238 210H236V211H238ZM246 210H247V208H246ZM4 211V210H3ZM45 211V210H44ZM59 211V210H58ZM76 211H77V209H76ZM78 211H80V210H78ZM98 211V210H97ZM116 211V210H115ZM122 211V210H121ZM128 211V210H127ZM141 211V210H140ZM149 211V210H148ZM180 211V210H179ZM212 211V210H211ZM216 211H218V210H216ZM233 211V210H232ZM241 211V210H240ZM245 211V210H244ZM248 211V210H247ZM260 211V210H259ZM43 212V211H42ZM62 212V211H61ZM60 212V213H61ZM71 212V211H70ZM82 212V211H81ZM117 212V211H116ZM132 212H133V210H132ZM158 212V211H157ZM165 212V211H164ZM195 212V211H194ZM202 212H206V211H202ZM214 212V211H213ZM222 212H224V211H222ZM228 212V211H227ZM227 212H225V214H227ZM235 212V211H234ZM239 212V211H238ZM41 213V212H40ZM45 213V212H44ZM82 213H85V212H82ZM89 213V212H88ZM110 213H111V211H110ZM118 213V212H117ZM129 213V212H128ZM136 213V212H135ZM138 213V212H137ZM143 213V212H142ZM156 213V212H155ZM159 213V212H158ZM184 213H185V211H184ZM209 213V212H208ZM231 213H233V212H231ZM242 213V212H241ZM262 213H263V211H262ZM12 214H13V212H12ZM46 214H47V212H46ZM98 213H96L95 215V217L97 218V216L99 215H97ZM105 214V213H104ZM125 214V213H124ZM139 214V213H138ZM146 214V213H145ZM150 214V213H149ZM148 214V215H149ZM183 214V213H182ZM181 214V215H182ZM200 214H202V215H204L203 213H200ZM229 214V213H228ZM237 213H235V215H236ZM240 214V213H239ZM243 214V213H242ZM251 214V213H250ZM255 214H256V212H255ZM259 214V213H258ZM16 215V214H15ZM21 215V214H20ZM23 215V214H22ZM29 215V214H28ZM42 215V214H41ZM63 215V214H62ZM61 215V216H62ZM77 215L79 216V214H78V212H77ZM84 215V214H83ZM83 215H81L82 217H83ZM112 215V214H111ZM110 215V216H111ZM121 215V214H120ZM135 215V214H134ZM137 215V214H136ZM171 215V214H170ZM180 215V216H181ZM183 215H185V214H183ZM187 215V214H186ZM195 215H197V214H195ZM194 215V216H195ZM209 215V214H208ZM212 215V214H211ZM215 215V214H214ZM224 215V214H223ZM249 215V214H248ZM261 215V214H260ZM7 216H8V214H7ZM10 216V215H9ZM12 216H14V215H12ZM43 216V215H42ZM47 216V215H46ZM46 216H45V218H46ZM74 216V215H73ZM89 216V215H88ZM87 216V217H88ZM101 216V215H100ZM103 216V215H102ZM107 216H109V214L107 215ZM118 216V215H117ZM123 216V215H122ZM125 216V215H124ZM158 216V215H157ZM173 216V215H172ZM177 216V215H176ZM175 216V217H176ZM213 216V215H212ZM216 216V215H215ZM237 216V215H236ZM243 216V215H242ZM241 215L239 216V218H240V220H241V217H242ZM250 216V215H249ZM248 216V217H249ZM252 216V215H251ZM263 216V215H262ZM18 217V216H17ZM21 217V216H20ZM24 217H25V215H24ZM36 217H38L37 215H36ZM58 217H60V215H58ZM85 217V216H84ZM113 217V216H112ZM111 217V219H113L114 220V217L112 218ZM140 217V216H139ZM168 217V216H167ZM171 217V216H170ZM185 217V216H184ZM206 217V216H205ZM211 217V216H210ZM217 217V216H216ZM219 217V216H218ZM225 217V216H224ZM228 217V216H227ZM230 217V216H229ZM233 217V216H232ZM244 217V216H243ZM50 218V217H49ZM52 218V217H51ZM62 218V220H63V217H61ZM72 218V217H71ZM89 218V217H88ZM99 218V217H98ZM105 218V217H104ZM107 218V217H106ZM106 218L104 219V220H106ZM150 218V217H149ZM173 218V217H172ZM171 218V219H172ZM179 218H182V217H179ZM215 218V217H214ZM252 218V217H251ZM263 218V217H262ZM261 218V219H262ZM13 219H14V217H13ZM15 219H17V218H15ZM28 219V218H27ZM69 219V218H68ZM67 219V220H68ZM77 219V218H76ZM81 219V218H80ZM92 219H93V217H92ZM95 219V218H94ZM127 219V218H126ZM134 219V218H133ZM188 219V218H187ZM198 219V218H197ZM219 219H220V217H219ZM233 219V218H232ZM249 219V218H248ZM34 220H36L35 218H34ZM43 220V219H42ZM51 220V219H50ZM57 220H59L58 218L56 219V221ZM65 220V219H64ZM63 220V221H64ZM87 220V219H86ZM96 220V219H95ZM99 220V219H98ZM116 220V219H115ZM160 220V219H159ZM167 220V219H166ZM175 220V219H174ZM191 220H192V218H191ZM195 220V219H194ZM203 220V219H202ZM207 220V219H206ZM206 220H203V222L204 221H206ZM229 220V219H228ZM238 220V219H237ZM254 220V219H253ZM29 221V220H28ZM37 221H39V220H37ZM45 221V220H44ZM48 221V220H47ZM54 221V220H53ZM55 221V222H56ZM89 221V220H88ZM102 221V220H101ZM107 221V220H106ZM150 221V220H149ZM156 221V220H155ZM169 221V220H168ZM179 221V220H178ZM201 221V220H200ZM220 221H222V220H220ZM224 221V220H223ZM232 221V220H231ZM242 221V220H241ZM244 221H246V218H245V220ZM256 221V220H255ZM262 221V220H261ZM264 221V220H263ZM6 222V221H5ZM23 222V221H22ZM72 222V221H71ZM93 222V221H92ZM91 222V223H92ZM142 222V221H141ZM145 222H146V220H145ZM161 222H163V221H161ZM171 222H174V221H171ZM177 222V221H176ZM195 222H197V220L195 221ZM216 222V221H215ZM233 222V221H232ZM32 223V222H31ZM31 223H30V225H31ZM35 223H37V222H35ZM42 223V222H41ZM53 223V222H52ZM51 223V224H52ZM90 223V224H91ZM105 223V222H104ZM108 223H110V222H108ZM108 223H107V225H108ZM120 223V222H119ZM123 223V222H122ZM137 223V222H136ZM140 223V222H139ZM185 223V222H184ZM188 223H190V221L188 222ZM199 224H200V222H198ZM206 223H208V222H206ZM211 223V222H210ZM223 223V222H222ZM227 223V222H226ZM235 223V222H234ZM246 223H247V221H246ZM257 223V222H256ZM1 224V223H0ZM11 224V223H10ZM12 224H13V222H12ZM11 224V225H12ZM17 224V223H16ZM33 224V223H32ZM49 224V223H48ZM83 224V223H82ZM94 224V223H93ZM103 224V223H102ZM112 224H114V223H112ZM124 224V223H123ZM152 224V223H151ZM156 224V223H155ZM165 224V223H164ZM176 224H178V223H176ZM192 224V223H191ZM190 224V225H191ZM214 224V223H213ZM217 224V223H216ZM219 224V223H218ZM228 224H230L229 222H228ZM245 224V223H244ZM10 225V226H11ZM56 225H57V223H56ZM55 225V226H56ZM73 225V224H72ZM128 225V224H127ZM135 225V224H134ZM140 225H141V223H140ZM157 225H159V224H157ZM168 225V224H167ZM173 225H174V223H173ZM187 226H188V224H186ZM206 225V224H205ZM204 225V226H205ZM215 225V224H214ZM225 225V224H224ZM232 225H234L233 223H232ZM6 226V225H5ZM57 226H59V225H57ZM66 226V225H65ZM83 226V225H82ZM114 226V225H113ZM121 226V225H120ZM119 226V227H120ZM145 226V225H144ZM175 226V225H174ZM187 226H186V228H187ZM196 226H197V223H196V225H195V228H196ZM208 226V225H207ZM230 226V225H229ZM244 226V225H243ZM250 226V225H249ZM254 226H256V225H254ZM8 227V226H7ZM30 227V226H29ZM28 227V228H29ZM41 227V226H40ZM39 227V228H40ZM43 227V226H42ZM41 227V228H42ZM75 227V226H74ZM84 227V226H83ZM87 227V226H86ZM98 227H99V225H98ZM133 227V226H132ZM150 227H151V225H150ZM179 227V226H178ZM184 227V226H183ZM191 227H193V225L191 226ZM198 227H200V225H198ZM226 227V226H225ZM228 227V226H227ZM239 227H240V225H239ZM247 227V226H246ZM257 227V226H256ZM52 228V227H51ZM60 228V227H59ZM77 228H78V226H77ZM92 228V227H91ZM101 228V227H100ZM134 228V227H133ZM136 228V227H135ZM148 228V227H147ZM157 228V227H156ZM181 228V227H180ZM194 228V229H195ZM213 228V227H212ZM230 228V227H229ZM243 228V227H242ZM249 228V227H248ZM27 229V228H26ZM35 229V228H34ZM53 229V228H52ZM73 229V228H72ZM86 229V228H85ZM105 229V228H104ZM122 229H123V225H122ZM131 229V228H130ZM150 229V228H149ZM154 228H152V230H153ZM159 229V228H158ZM177 229V228H176ZM179 229V228H178ZM189 229H191V228H188V230ZM197 229V228H196ZM219 229V228H218ZM256 229V228H255ZM14 230V229H13ZM24 230V229H23ZM28 230V229H27ZM31 230V229H30ZM33 230V229H32ZM36 230V229H35ZM40 230V229H39ZM48 230V229H47ZM51 230V229H50ZM63 230V229H62ZM74 230H76V229H74ZM83 230H84V228H83ZM95 230H96V228H95ZM110 230V229H109ZM114 230V229H113ZM147 230V229H146ZM171 230H173V229H171ZM182 230V229H181ZM204 230V229H203ZM221 230V229H220ZM235 230V229H234ZM9 231V230H8ZM15 231V230H14ZM45 231V230H44ZM77 231V230H76ZM75 231V232H76ZM85 231V230H84ZM88 231V230H87ZM90 231V230H89ZM117 231V230H116ZM126 231V230H125ZM132 231V230H131ZM139 231V230H138ZM185 231H186V229H185ZM191 231L193 232V229H191ZM198 231V230H197ZM206 231V230H205ZM213 231H215V232H217L215 229H213ZM223 231H224V229H223ZM223 231H222V233H223ZM241 231V230H240ZM247 231V230H246ZM1 232V231H0ZM11 232V231H10ZM10 232H9V234H10ZM19 232H20V230H19ZM24 232H26L25 230H24ZM28 232V231H27ZM30 232H33L34 233V231H30ZM50 232V231H49ZM57 232V231H56ZM59 232V231H58ZM58 232H57V234H58ZM86 232V231H85ZM96 232H98L99 233V230L97 231L96 230ZM105 232V231H104ZM124 232V231H123ZM143 232H145V230L143 231ZM165 232V231H164ZM178 231H176V233H177ZM184 232V231H183ZM202 232V231H201ZM212 232V231H211ZM225 232H226V230H225ZM244 232V231H243ZM255 232V231H254ZM257 232V231H256ZM260 232V231H259ZM258 232V233H259ZM46 233H48V232H46ZM64 233V232H63ZM84 233V232H83ZM90 233H91V231H90ZM102 233V232H101ZM125 233V232H124ZM134 233H135V231H134ZM149 233V232H148ZM156 233V232H155ZM159 233V232H158ZM169 233V232H168ZM176 233H175V235H176ZM186 233V232H185ZM187 233H188V231H187ZM195 233V232H194ZM207 233V231L205 232V234ZM227 233V232H226ZM3 234V233H2ZM41 234V233H40ZM43 234H44V232H43ZM70 234V233H69ZM68 234V235H69ZM76 234V233H75ZM79 234V233H78ZM94 234V233H93ZM96 234V233H95ZM108 234V233H107ZM113 234H115V233H113ZM119 234H120V232H119ZM129 234V233H128ZM132 234V233H131ZM130 234V235H131ZM136 234H138V233H136ZM172 234V233H171ZM180 234V233H179ZM182 234H184V233H182ZM189 234V233H188ZM192 234V233H191ZM191 234H189V235H187V236H191ZM208 234V233H207ZM206 234V235H207ZM232 234V233H231ZM250 234V233H249ZM263 234V233H262ZM10 235H13L12 234V232H11V234ZM29 235V234H28ZM34 235V234H33ZM39 235V234H38ZM45 235V234H44ZM44 235H42V236H44ZM56 235V234H55ZM67 235V234H66ZM72 235V234H71ZM121 235V234H120ZM139 235V234H138ZM142 235H144V234H141V236ZM151 235H153V234H151ZM163 236H164V233L162 234ZM166 235V234H165ZM169 235V234H168ZM173 235V234H172ZM194 234H192V236H193ZM205 235V236H206ZM216 235V234H215ZM2 236V235H1ZM26 236V235H25ZM37 236V235H36ZM41 236V235H40ZM48 236V235H47ZM47 236H46V238H47ZM59 236V235H58ZM58 236H57V239H58ZM62 236V235H61ZM97 236V235H96ZM105 236V235H104ZM122 236V235H121ZM125 236H126V234H125ZM128 236V235H127ZM140 236V237H141ZM185 236V235H184ZM194 236H196V234L194 235ZM204 236V237H205ZM220 236V235H219ZM226 236H227V234H226ZM63 237V236H62ZM70 237V236H69ZM78 237V236H77ZM80 237V236H79ZM114 237V236H113ZM117 237V236H116ZM130 237V236H129ZM139 237V236H138ZM138 237H137V240H138ZM139 237V238H140ZM145 237H146V235H145ZM145 237H143V238H145ZM158 237V236H157ZM156 237V238H157ZM173 237V236H172ZM179 237H181V235L179 236ZM203 237V238H204ZM232 237V236H231ZM241 237V236H240ZM246 237V236H245ZM259 237V236H258ZM12 238V237H11ZM52 238V237H51ZM92 238V237H91ZM110 238V237H109ZM127 238V237H126ZM131 238H132V236H131ZM131 238H129V239H131ZM133 238H136V237H133ZM175 238H177V236L175 237ZM194 238V237H193ZM196 238V237H195ZM224 238H225V236H224ZM233 238V237H232ZM257 238V237H256ZM10 239V238H9ZM39 239V238H38ZM42 239H45V238H42ZM69 239V238H68ZM113 239V238H112ZM117 239V238H116ZM120 239H121V237H120ZM142 239V238H141ZM188 239V238H187ZM205 239H207L206 237H205ZM209 239V238H208ZM207 239V241H209ZM218 239V238H217ZM220 239H222V238H220ZM230 239V238H229ZM259 239V238H258ZM257 239V240H258ZM14 240V239H13ZM23 240H25V239H23ZM48 240V239H47ZM81 240V239H80ZM100 240V239H99ZM125 240V239H124ZM134 240V239H133ZM146 240V239H145ZM150 240H151V238H150ZM156 240V239H155ZM178 240V239H177ZM180 240V239H179ZM183 240V239H182ZM182 240H180V241H182ZM190 240H192V239H189V241ZM223 240V239H222ZM226 240V239H225ZM261 240V239H260ZM7 241V240H6ZM27 241V240H26ZM25 241V242H26ZM40 241V240H39ZM38 241V242H39ZM44 240H42V242H43ZM49 241H50V239H49ZM53 241V240H52ZM57 240H55V242H56ZM63 241H64V239H63ZM118 241V240H117ZM123 241V240H122ZM126 241H128L127 239H126ZM144 241V240H143ZM147 241V240H146ZM154 241V240H153ZM171 241V240H170ZM184 241V240H183ZM185 241H187V240H185ZM205 241V240H204ZM217 241V240H216ZM229 241V240H228ZM247 241V240H246ZM10 242V241H9ZM28 242V241H27ZM46 242V241H45ZM44 242V243H45ZM111 242V241H110ZM109 242V243H110ZM124 242V241H123ZM148 242H150V241H148ZM175 242V241H174ZM178 242V241H177ZM200 242V241H199ZM214 242H215V240H214ZM30 243V242H29ZM43 243V244H44ZM48 243V242H47ZM46 243V244H47ZM129 243V242H128ZM137 243V242H136ZM151 243V242H150ZM209 243V242H208ZM221 243V242H220ZM245 243V242H244ZM8 244V243H7ZM39 244V243H38ZM45 244V245H46ZM69 244V243H68ZM67 244V245H68ZM79 244V243H78ZM100 244H102V243H100ZM122 244V243H121ZM133 244V243H132ZM161 244V243H160ZM164 244H165V242H164ZM166 244H169V243H166ZM171 244H172V242H171ZM189 244V243H188ZM224 244V243H223ZM231 244V243H230ZM229 244V245H230ZM1 245V244H0ZM30 245H32V244H30ZM37 245V244H36ZM62 245V244H61ZM65 245H66V243H65ZM87 245V244H86ZM90 245H92V244H90ZM124 245V244H123ZM126 245V244H125ZM153 245H154V243H153ZM170 245V244H169ZM172 245H174V244H172ZM179 245V244H178ZM183 245V244H182ZM215 245V244H214ZM232 245V244H231ZM10 246V245H9ZM34 246V245H33ZM39 246H40V244H39ZM76 246V245H75ZM105 246H106V244H105ZM126 246H128V245H126ZM135 246V245H134ZM139 246V245H138ZM149 246V245H148ZM158 246V245H157ZM163 246V245H162ZM167 246V245H166ZM176 246V245H175ZM228 246V245H227ZM46 247V246H45ZM69 247V246H68ZM70 247H71V245H70ZM88 247H89V245H88ZM96 247V246H95ZM108 247H110V246H108ZM130 247V246H129ZM161 247V246H160ZM171 247H174V246H171ZM185 247V246H184ZM193 247V246H192ZM198 247V246H197ZM208 247V246H207ZM211 246H209V248H210ZM238 247H240V246H238ZM9 248V247H8ZM13 248H14V246H13ZM34 248V247H33ZM81 248V247H80ZM84 248V247H83ZM83 248H82V250H83ZM97 248V247H96ZM101 246H100V249L99 250H101ZM106 248H107V246H106ZM105 247H104V249H106ZM117 248V247H116ZM115 248V249H116ZM126 248V247H125ZM128 248V247H127ZM137 248H139V247H137ZM162 248V247H161ZM181 248H183V247H181ZM180 248V249H181ZM242 248V247H241ZM245 248V247H244ZM30 249V248H29ZM32 249V248H31ZM50 249V248H49ZM65 249V248H64ZM73 249V248H72ZM88 249V248H87ZM93 249V248H92ZM121 249V248H120ZM133 249H136L135 247L133 248ZM160 249V248H159ZM163 249V248H162ZM161 249V250H162ZM165 249V248H164ZM178 249H179V247H178ZM185 249H186V247H185ZM189 249V248H188ZM236 249H237V247H236ZM16 250V249H15ZM22 250V249H21ZM24 250V249H23ZM45 250V249H44ZM69 250V249H68ZM76 250H77V248H76ZM79 250V249H78ZM96 250V249H95ZM123 250V249H122ZM121 250V251H122ZM170 250V252H171V249H169ZM192 250H194V249H192ZM215 250V249H214ZM222 250V249H221ZM232 250V249H231ZM246 250V249H245ZM257 250V249H256ZM37 251V250H36ZM39 251V250H38ZM51 251V250H50ZM70 251H72V250H70ZM94 251V250H93ZM102 251V250H101ZM120 250H119V252H121ZM130 251V250H129ZM132 251V250H131ZM198 251V250H197ZM236 251V250H235ZM20 252V251H19ZM30 252V251H29ZM45 252V251H44ZM43 252V253H44ZM65 252V251H64ZM73 252H74V250H73ZM72 252V253H73ZM81 252V251H80ZM91 252V251H90ZM99 252V251H98ZM104 252V251H103ZM118 252V251H117ZM128 252V251H127ZM163 252V251H162ZM165 252H167V251H165ZM177 252V251H176ZM176 252H175V255H176ZM180 252V251H179ZM191 252V251H190ZM195 252V251H194ZM206 252V251H205ZM217 252V251H216ZM1 253H2V251H1ZM0 253V254H1ZM23 253V252H22ZM35 253V252H34ZM38 253L39 252H37V255H38ZM47 253V252H46ZM72 253H70V254H72ZM75 253V252H74ZM85 253H87V252H85ZM95 253H97V251L95 252ZM107 253H108V251H107ZM130 253V252H129ZM128 253V254H129ZM141 253V252H140ZM151 253V252H150ZM178 253V252H177ZM189 253V252H188ZM196 253V252H195ZM198 253V252H197ZM211 253V252H210ZM223 253H225V252H223ZM236 253V252H235ZM246 253V252H245ZM264 253V252H263ZM17 254V253H16ZM41 254V253H40ZM57 254H59V253H57ZM76 254V253H75ZM82 254H84V253H82ZM81 254V255H82ZM91 254V253H90ZM102 254V253H101ZM121 253H119V255H120ZM131 254V253H130ZM129 254V255H130ZM137 254V253H136ZM148 254V253H147ZM169 254V253H168ZM192 254H193V252H192ZM199 254H200V252H199ZM214 254V253H213ZM212 254V255H213ZM226 254V253H225ZM230 254V253H229ZM244 254V253H243ZM242 254V255H243ZM250 254V253H249ZM27 255H29L28 253H27ZM48 255V254H47ZM80 255V254H79ZM85 255V254H84ZM98 255H100V254H98ZM97 255V256H98ZM129 255H128V257H129ZM132 255H133V252H132ZM134 255H135V253H134ZM155 255H156V253H155ZM159 255V254H158ZM172 255H174V254H172ZM179 255V254H178ZM183 255H184V253H183ZM228 255V254H227ZM10 256V255H9ZM23 256V255H22ZM30 256V255H29ZM39 256V255H38ZM55 256V255H54ZM59 256V255H58ZM69 256V255H68ZM74 256V255H73ZM72 256V257H73ZM85 256H87L88 257V255H85ZM104 256V255H103ZM113 256V255H112ZM138 256V255H137ZM145 256H146V254H145ZM151 256V255H150ZM166 256V255H165ZM197 256V255H196ZM213 256H215V255H213ZM247 256V255H246ZM1 257V256H0ZM3 257V256H2ZM26 257V256H25ZM28 257V256H27ZM34 257H35V254H34ZM57 256H55V258H56ZM60 257V256H59ZM64 257V256H63ZM63 257H61V258H63ZM75 257H76V255H75ZM78 257V256H77ZM80 257V256H79ZM86 257V258H87ZM89 257H91V255L89 256ZM127 257V256H126ZM155 257V256H154ZM169 257V256H168ZM176 257H178L177 255H176ZM191 257V256H190ZM189 256H188V258H190ZM206 257V256H205ZM210 257H212V256H210ZM219 257V256H218ZM259 257V256H258ZM4 258H5V256H4ZM17 258V257H16ZM22 258V257H21ZM71 258V257H70ZM83 258V257H82ZM91 258H94L93 256L91 257ZM104 258V257H103ZM116 258H118V257H116ZM132 257H130V259H131ZM143 259H144V257H142ZM151 258H153V256L151 257ZM157 258H159L158 256H157ZM156 258V260H158ZM161 258H164V256L163 257H161ZM167 258V257H166ZM213 258V257H212ZM228 258V257H227ZM253 258V257H252ZM50 259H52V258H50ZM137 259H138V257H137ZM141 259V258H140ZM150 259V258H149ZM176 260H177V258H175ZM222 259V258H221ZM234 259V258H233ZM6 260V259H5ZM9 260V259H8ZM15 260V259H14ZM14 260H13V262H14ZM19 260H21V259H19ZM27 261H28V258L26 259ZM26 260H24V261H26ZM44 260V259H43ZM46 260V259H45ZM55 260V259H54ZM65 260V259H64ZM63 260V261H64ZM76 260V259H75ZM82 260V259H81ZM87 260V259H86ZM88 260H90V258L88 259ZM123 260V259H122ZM126 260H127V258H126ZM145 260H147V259H145ZM156 260H155V262H156ZM163 260V259H162ZM169 261V259L167 258L166 259V261ZM171 260V259H170ZM179 260V259H178ZM181 260V259H180ZM195 260V259H194ZM241 260H242V257H241ZM16 261V260H15ZM48 261H49V259H48ZM52 261V260H51ZM74 261V260H73ZM97 261V260H96ZM108 261V260H107ZM113 261V260H112ZM150 261H152V260H150ZM159 261V260H158ZM184 261H186V260H184ZM183 261V262H184ZM189 261V260H188ZM220 261V260H219ZM229 261V260H228ZM234 261V260H233ZM243 261H244V259H243ZM251 261H252V259H251ZM8 262V261H7ZM6 262V263H7ZM41 262V261H40ZM60 262V261H59ZM61 262H62V260H61ZM68 262V261H67ZM86 262V261H85ZM102 262V261H101ZM100 262V263H101ZM106 262V261H105ZM110 262V261H109ZM117 262V261H116ZM124 262V261H123ZM126 262V261H125ZM137 262V261H136ZM145 262V261H144ZM171 262V261H170ZM170 262H169V264H170ZM177 262V261H176ZM212 262V261H211ZM224 262V261H223ZM226 262V261H225ZM1 263V262H0ZM3 263H4V261H3ZM46 263L48 264V262L46 261ZM89 263V262H88ZM96 263V262H95ZM107 263V262H106ZM118 263V262H117ZM116 263V264H117ZM148 263H149V261H148ZM154 263V262H153ZM167 263V262H166ZM172 263V262H171ZM173 263L174 264H176L175 263V261H174V259H173ZM179 263V262H178ZM193 263V262H192ZM222 263V262H221ZM254 263V262H253ZM37 264V263H36ZM54 264V263H53ZM58 264V263H57ZM61 264V263H60ZM78 264V263H77ZM87 264V263H86ZM89 264H91V263H89ZM101 264H103V263H101ZM112 264V263H111ZM114 264V263H113ZM150 264H152L151 262H150ZM155 264V263H154ZM157 264H159V263H157ZM161 264H162V262H161ZM164 264H165V261H164ZM168 264V263H167ZM184 264V263H183ZM198 264V263H197ZM225 264V263H224ZM227 264H229V263H227Z\"/></svg>","mask_w":264,"mask_h":264}]
</instances>
